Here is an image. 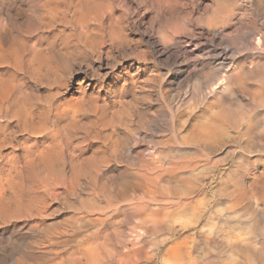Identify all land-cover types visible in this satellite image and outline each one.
Masks as SVG:
<instances>
[{"label": "rangeland", "instance_id": "rangeland-1", "mask_svg": "<svg viewBox=\"0 0 264 264\" xmlns=\"http://www.w3.org/2000/svg\"><path fill=\"white\" fill-rule=\"evenodd\" d=\"M69 1L70 2H68L67 0L66 1L65 0H0V107L3 106V108H1L0 111L1 113L0 114V264H31V263L42 264L43 262L46 261L48 262L44 264H72V263L78 264L80 260H81L80 264H84L83 262L85 261L83 260H85L86 258H87L86 259L87 262H85V264L86 263L89 264V262L91 264H94L95 262H96L95 264H119V262L120 264L122 263L125 264L126 261L128 262L126 264H139V263L146 264V262L147 264H149L150 261H152L150 262V264H167L168 261H170V263L168 262V264H198V263L199 264H204V263L205 264H219V263L238 264V262L239 264H264V235H261V233L264 234V232H262L264 231V225H263L264 195H262V193L264 192V183H263L264 182V128H263L264 127V120H263L264 91L262 95H260L261 94L260 90L262 89L264 90V82H260L261 76L263 75L262 73H264L263 72L264 71V65H263L264 38L260 40L258 37L261 36L260 33L264 31V0H225V1L215 0L214 2L213 0H187L188 4L186 1L183 0V2H186L185 3L186 8L183 7L184 5L178 8L179 7L178 2L180 0H177L176 3L172 2V1L175 2V0H167V1L165 0L166 2L164 0H161L163 2H161L160 0L157 1L152 0V2H149L148 0H130V1L123 0V2H120L121 0H109V4L106 5V7L108 9L110 8L109 10L111 11H109L107 8H104L103 10L101 7L100 9L97 8V10L95 9L93 11L91 10L93 8H91L90 5L88 7L85 5L88 4L86 2L87 0L86 1L79 0L81 1V4L84 3L86 7L84 5H81L80 2L77 0L76 1L69 0ZM158 2L160 4H158ZM69 3L70 5H68ZM71 3L73 4L75 3L74 5L77 6H73ZM121 3L123 4L121 5ZM125 3H128L126 4V7H125ZM162 3H165L166 6L165 5L163 6ZM65 4L68 6L67 8L66 6H64ZM79 4L82 6V8L85 7L87 9L85 8L80 9ZM168 4L170 5V7ZM127 5H129L128 6L129 9ZM176 5L177 8H175ZM75 7L80 10L79 13L82 12L81 10L84 11L87 10L86 12L88 16L86 15V17L88 18H85L83 12L81 13L83 15L80 14L81 16L80 18L79 13H77L79 10H77ZM121 7L123 8V10ZM69 8L70 11L68 10ZM74 8L77 10L76 12ZM214 8L216 9L213 11L212 9ZM98 9L101 12L105 11L104 14L106 16H104L102 21H99L101 12L98 11ZM124 9L127 11H125ZM112 10L113 13H111ZM216 10H218V12ZM92 11L94 12V14L91 13ZM88 12L91 13L92 15H95V17L98 19L99 22L97 20L95 21L96 18L94 16H93L94 18L91 17L92 15L89 14ZM179 12L181 14H179ZM110 13L111 15L112 14L113 15L111 16ZM213 13L216 14L218 13L217 15L220 18L219 21L222 20L221 21L222 23L221 22L219 23V21L215 22L213 28L221 32L222 34L224 33L223 36L226 38H223L222 34H218L216 38L213 39L212 41L213 43H212L210 39H208L210 37L208 36L206 37V35H204V37L203 36L200 37L198 36V34L203 32L202 26L205 24L204 22H206ZM117 16H119L120 19L119 18L116 19ZM136 16L142 17L141 18L143 22L142 25H139L137 23L140 17L138 18ZM178 17L183 20V24L186 25L189 24L188 25L189 27L183 25L184 26L183 28V26H181L182 20L181 22H179L180 20L177 19ZM198 17L200 19H197ZM205 17L207 18V20H205L206 19ZM80 19L82 20V22ZM83 19L86 20L83 21ZM186 19L189 20L186 21ZM151 20L153 21L151 22ZM196 20L200 21V24H197L198 21ZM88 22L90 25L87 24ZM149 22L154 24V26L151 23L150 26L148 24ZM96 23L97 24L101 23V24L97 25ZM177 23L179 25H177ZM145 24L149 25L148 27L151 33H149V31L144 30L145 29L144 26H146ZM101 25L102 28L99 27ZM177 26H179V28ZM87 28H90L92 30L88 29L89 30L88 32ZM188 28H192V29H188ZM180 29L181 31H178ZM157 30L159 33H157ZM166 30L170 35L167 33L166 36ZM172 30H174V32H172ZM192 30H194V34L196 35L195 37L197 38V39L195 37L193 38L195 42L194 44L192 43L191 45L193 46L192 48L190 46V49H195V53L192 54L193 56L192 55L189 56L187 54L185 55V53L182 52L181 53L177 52L174 54V52H172L171 49L169 48L173 46L175 40L176 41L181 40L180 42L185 41L186 40L185 34L192 32ZM259 31L260 33H258ZM175 32L177 33L172 35V33ZM180 32H182V34ZM86 33H89L90 36ZM92 33L95 35H93ZM107 33L109 34V37H107L106 35ZM85 34L88 38L85 36ZM262 34L264 36V32ZM98 35H99V39H98ZM103 35L104 38L102 39L101 37ZM163 35H165L166 38ZM168 35L169 36L172 35V37H174L173 39L175 40H173L172 37H170L174 42L170 40ZM151 37L153 38L151 39ZM252 37L254 38V41H252L253 40ZM157 39H160L162 41L155 42ZM164 39L166 40V43L164 42ZM258 39L260 41H258ZM86 40L88 41L87 43ZM90 41L91 43L94 42V44L93 43L90 44L89 43ZM109 41H113V43ZM83 42L84 44L89 43V45L91 46L89 47V45H87V47H85L86 44L84 45ZM95 42L96 43L99 42V44L103 43V45L100 46L98 43L96 44ZM81 43L82 45L80 46ZM214 43L218 45L217 46L215 45L214 47ZM259 43H261V45ZM73 44L78 47L75 49L76 51L73 50L74 47H76ZM256 45H260V46H256ZM79 46L81 47L82 50L79 49L80 48ZM70 47L72 49H70ZM69 50L70 52L71 51L72 52L69 53ZM79 50L81 52H79ZM57 51L58 53L62 51V53L60 52L59 56H57L58 55ZM165 51L169 55H167ZM220 51H223L225 53V61H224L225 65L224 63L223 65L221 64L222 69L220 68L219 61H217V59L219 58L218 54ZM37 53L41 55L38 54L39 57L37 56L36 58L35 56ZM34 54L35 56H33ZM172 54H174L175 56L174 55L171 56ZM33 57L36 59H34ZM39 58H41L40 61ZM217 62L219 65L217 64ZM230 62L233 63L234 65L233 64L231 65ZM257 63L259 65V68L256 65ZM255 65L262 73L260 72L258 73V71L257 72L255 71V69H257ZM260 65L261 66L263 65L262 66L263 69L261 68ZM238 66H240L239 67L240 69L237 68ZM241 66L243 67L241 68ZM252 66H255V69H252L254 68ZM246 67H248L247 69L250 68L247 72L246 70L244 71ZM226 70L228 71L230 70L229 73ZM251 70H253L254 75L252 74ZM233 71L235 74L233 73ZM222 75L225 76V78ZM240 76L243 77L244 79L245 77L247 76L248 77L246 78L247 80L246 79L244 80ZM254 76L255 79L253 78ZM256 76L257 77L259 76L260 79L258 80L259 77L257 78ZM249 78L252 80V82ZM222 79L223 82H225L224 83L225 87L223 85L222 88L224 87V89L220 87V89H222L220 90L219 87L215 85H218V82L219 83L222 82ZM240 79H243L244 82L243 81L241 82ZM234 80L235 81L237 80L236 81L237 86L234 83L235 82ZM205 81L207 82L208 85H205L206 83ZM258 81L260 82V86H258V84L256 85L254 84L257 83ZM239 82L241 83L240 85H238ZM230 83H233L234 86H231L232 84L230 85ZM242 83H244L243 84L244 87L243 86L241 87ZM256 86L259 88L257 89ZM214 87H217L218 89ZM232 87L236 89L233 90ZM248 88L249 90H247ZM252 89L255 92H252L253 91ZM225 90L226 91L229 90V91L226 92ZM245 90H247L248 92H245ZM4 91L7 92L3 93ZM216 92L217 93L220 92V96L219 94L218 95L215 94ZM238 92L240 94H238ZM203 93L206 95V97L207 95L209 96L206 98L205 95H203ZM212 93L215 94V97ZM246 93L247 94L249 93L248 95H246L247 98L245 96ZM250 93L252 94L254 93V94L250 95ZM224 94L226 97H229V100L228 98L223 96ZM80 95L82 96L80 97V100L82 101L79 104L78 102L80 100L78 99L79 98L78 96ZM231 95L234 96L231 97ZM255 95L258 97V100L255 99L257 98ZM194 96H196V98ZM252 96L253 98L250 99V97ZM20 97L22 98V100ZM24 97L26 98L27 101L29 100V102H27ZM31 97H33L31 99L32 102L30 101ZM223 97L228 101H226ZM37 98L38 99L41 98L45 100L44 101L45 103L43 101L42 102L35 101L37 100ZM49 98H51L50 100L51 103L48 101ZM76 98L78 99V101ZM218 98H220L221 100ZM230 98H233L232 102L233 100H235L234 104L231 102ZM7 99L8 101L5 102V100ZM248 99L250 100L248 101ZM23 100H25V102H23ZM73 100H75V102ZM33 101H35V104ZM67 101H70L71 103L70 102L68 103ZM229 101L234 106L231 105V103H228ZM237 101L239 104L237 103ZM240 101H242L241 102L242 104L240 103ZM30 102L32 103L33 106L30 105ZM38 102L42 103L45 106L41 108L40 105L42 104L39 105ZM72 102L74 103V105ZM76 102L78 104L75 105ZM249 102L254 107L250 108L251 104ZM25 103L29 106V108H27L28 106ZM56 103L59 105H57ZM60 103L61 105H63V107L65 106L64 109L61 107ZM222 103L225 105H223ZM235 103L237 104L236 105L237 107L235 106ZM6 104L8 105V107ZM13 104L15 106H13ZM16 104L18 105L20 104L19 107L17 105L18 107L17 109L19 112L14 111V109L17 110L15 108ZM220 104L221 107L219 106ZM249 104L250 106H248ZM47 105L48 107H50V116L54 118H51L49 116ZM226 105H230V106L228 107ZM238 105H240V107ZM242 105L245 106V108H243ZM246 105L248 107H246ZM59 106L61 107L62 110L58 109L60 108ZM209 106H211L212 110L211 108H209ZM30 107L32 110L30 109ZM55 107L57 109H55ZM217 107L223 110H226V108L231 110V108L233 107H234L233 110L234 109L238 110L240 108L243 110L240 109L238 110V112L237 110L236 111L234 110L233 112V110L228 111L227 109L226 111L228 114L227 113L224 114L225 112L222 110V112H224L222 113L221 110L220 111L217 110ZM21 108L28 109L29 113L30 112L34 113L36 110H38L40 111V113H36V114L40 115V119L41 117H44L41 115L45 114V117L48 115L47 118L48 119L51 118L54 121L43 118L46 121L45 123H43L42 121H40L39 118H35V116L37 117V115L34 116L32 113L28 114V112L23 109L29 116L31 115V117L29 118V116L25 114V112H22L23 110H21ZM203 108L204 110H202ZM246 108L247 109L250 108V109L246 111ZM42 109L48 111V114L47 112L43 113ZM55 110H60V111H57L58 112L57 114V112H53ZM72 110L76 111L77 115H75L76 112L73 113ZM213 111H215L214 115H217L216 111L217 113L219 112V115H217L216 117L213 116L214 118L212 117L213 118L212 119L211 115H213L214 113ZM240 111L241 112L243 111L244 113L242 112L241 115ZM8 112L10 115L8 114ZM15 112L17 113V115L19 114L20 115L16 117ZM63 112L66 113L63 115ZM245 112L247 114H245ZM72 113L74 116L72 115ZM188 113H190L188 115L189 117L186 118ZM195 113H199L202 116L201 119L205 118L204 121L201 120V122H203L202 123L203 126L199 125L201 124L200 123L201 116L200 115L197 116V114ZM234 113L240 114L241 116L246 115L245 120L243 119L244 117L242 118L240 117V115H238L237 117L234 116L235 115ZM257 113L259 115H257ZM260 113L262 114L261 116ZM59 114L60 115L62 114L61 118L59 117L60 116ZM232 114L236 118V120L238 119V117L241 120L238 119L239 122L236 123L238 120L236 121L235 118H233V116L232 117L229 116ZM248 114L252 115V117ZM69 115L71 116L72 119L68 118L70 117ZM224 115L231 117V119L229 117L225 119L226 117ZM26 116L28 117L26 119L27 122L23 119L26 118ZM66 116H68L66 118L67 121L65 119ZM191 116H192V120L198 117L197 118V121H199L197 123L198 125L195 124L196 123L195 120H194L195 123L194 122L191 123L192 121ZM209 116L211 120L208 119ZM259 116L261 119L259 118ZM218 117H221V119H218ZM14 118L15 119L18 118L17 122ZM29 119L31 122L29 121ZM68 119L72 121H68ZM182 119L185 120L182 121L183 123L181 122ZM215 119H218L219 122H223V123L218 124L219 123L217 122L218 120L216 121ZM224 120L225 121L227 120L226 123ZM232 120L236 121L235 124H237V126L239 125L240 122L242 124L248 123L247 126L246 124H244V126H246L247 128L245 127L243 128L241 123L240 126H238L239 128L241 127L244 129L241 130L240 128L241 130L240 132L241 133L243 132V134H241V137L239 136L240 135V132L238 131L239 128L232 123L234 122ZM24 121L26 125L28 123V126H30L28 129L30 130L25 129L28 126L24 125L23 123ZM29 122L30 124H32V122L33 123L36 122L37 124L36 123L34 124L36 127L34 125L32 126L29 125ZM187 122L190 123L188 124ZM204 122H207V124H205ZM209 123H212L213 125L218 124V126L220 125L221 129L223 128L220 131L221 133L219 132L220 130L218 129L219 127L216 128V125L213 126L212 124H211L212 126H209ZM228 125H229V127L227 128L228 131H224V132L226 133L232 132V133L231 134L228 133L227 135H224L222 131L224 129L226 130L225 127H227ZM230 125L233 128L235 127L237 130H234L235 128L232 129ZM32 127L34 129H31ZM208 127L210 129L212 128V130H208L209 129ZM206 129L208 132L206 131ZM32 130H35V132H33L34 134L29 132V131L32 132ZM213 130L215 132H219L221 135H219V133H216L217 134L216 136V134L213 133L214 132ZM36 131H38L39 133H37ZM246 131L249 133H247ZM191 133H193V135ZM189 134L191 135L188 136ZM222 134L227 138L223 137ZM229 134L234 138L230 136L228 137ZM79 135L81 138L79 137ZM214 136L215 138L217 137L216 139L222 138L221 139L222 142L220 139L216 141V139L212 138ZM202 138H204V140H201ZM207 138L209 140H207ZM231 138L233 140H230ZM225 140L227 141V144H225L226 142ZM197 141H199V143ZM234 141H238L239 143ZM221 143L224 144L222 145ZM246 145L248 147L243 148V146ZM231 148L234 149L232 150ZM214 150H216V152ZM217 151L220 152L217 153ZM227 151L230 152L228 153ZM238 152L240 154L242 153L244 157H242V154L240 156ZM236 153L238 155H235ZM202 154H205L207 156ZM225 154L226 155L229 154V156L224 157ZM199 156L200 157L203 156L201 157L202 160L205 159L203 161L207 162V163L205 162L206 164L204 163L205 165L202 164H201L202 166L198 165L200 163H203V161H201V158ZM204 156L210 158H204ZM161 157L166 162H164L161 159ZM197 157H199L198 160L200 162L196 159ZM236 157H238V160L241 161L239 162ZM216 158H218L219 161L223 160L224 158L226 159L224 163L217 166V163L219 161H217ZM214 159L216 160V162ZM179 160L182 164H180ZM190 160L191 163H193L194 161L193 163L194 165L195 163L196 165H198V169L196 165L195 168H193L194 165L189 163ZM159 161H163L164 164L163 162L160 163ZM187 161L189 162L187 163ZM143 162H146L148 166L146 165V163L142 165L141 163ZM154 162L163 165H161L162 166L161 167L160 165H157ZM171 163L175 164L174 166L172 165L175 170L171 166ZM184 163H187L189 166L185 164L183 169L182 166ZM208 163L210 166L208 165ZM238 163L239 166H237ZM177 164H179L178 167H176ZM190 164L193 167H191ZM143 166L144 167L147 166L148 168L147 167L144 168ZM151 166L154 168H156L157 166L156 168L157 170H155V172L157 171L156 173L159 174V176L154 173L156 175V178L155 175L152 173V171L154 172V170H152L154 168H152ZM179 166H181L182 168ZM199 166L201 167L199 168ZM204 166H208V167H204ZM235 166L239 168L237 167L235 168ZM188 167L189 170H187ZM210 167L213 168L211 169ZM133 168L135 170L136 168L142 169V171L136 170L137 172L136 173ZM167 168L170 169L169 172L167 171L169 170ZM178 168H180V170H178ZM163 169L164 171H166L165 173L161 172L163 171ZM176 169L178 171H176ZM190 169L194 170V171L191 170L192 171V174L190 173L191 175L189 174ZM234 169L237 170L235 171ZM145 171H149V172H145ZM195 172L197 174V177L200 176L201 178V179L199 178L200 180L195 176L196 175ZM199 172L200 173L203 172L202 174L203 176L200 175ZM219 172L220 174H218ZM223 172L225 173L223 174ZM143 173H146V175H148L147 176V178H149L148 181L146 180L147 179L146 175ZM176 173L177 174L179 173L180 175L179 174L177 175ZM181 173L183 174L185 173L187 175L185 174L183 175ZM149 174L153 176L154 179ZM188 174L190 175V177ZM144 175L146 179L143 178ZM157 177L159 178V180L157 179ZM169 178L171 180H168ZM194 178L196 179L194 180ZM231 178L234 179L236 182H234V180H232ZM222 179L223 182H221ZM177 180H178V184H177L178 186L175 185L177 183ZM198 180L201 181L202 183L199 182ZM195 181H198V184ZM156 182L158 183L161 182V183L158 184ZM181 182L184 185L180 184ZM149 183L151 185L147 186V184ZM190 183L193 185H191ZM194 183H196L198 186L195 185ZM219 183L220 185L222 184L221 187ZM179 184L181 189L179 188ZM152 185L154 190L150 189L151 187H149ZM194 185L197 186L196 187L197 189L195 188ZM234 187L237 190L234 189ZM192 188L194 189L192 190ZM215 188L217 189L215 190ZM226 188L227 190H225ZM158 189L162 194L158 191ZM187 189L188 191L190 190V192L187 193L186 192ZM210 189L211 190L213 189L212 191H214L215 193H213ZM151 190L156 193H153ZM180 190L181 191L185 190L186 193L185 192H183L184 194L182 193L184 196L180 193L181 192ZM222 190H224L225 192L223 191L222 194H218L221 193ZM166 191L168 193L170 192V195ZM176 192L179 193L176 194ZM203 192L206 194L204 195ZM196 193L199 196H197ZM155 194L157 195V197L160 198H155L156 197ZM186 194H188L189 198L191 197L192 199L193 198L195 199V201L193 199L194 202L192 201L193 203L191 204H197L196 202L199 201L197 204L198 206L197 210L199 211L191 210L190 212H192V214H189L190 212L188 211L190 209H187L186 211V209L180 207L181 205L178 207L179 204H183L181 200L185 201L183 198L186 199L187 197L185 196ZM193 194L194 196L195 195L196 196L192 197ZM139 196L142 197L141 198L142 200L140 199ZM170 196H172L173 198ZM145 197L146 199L150 198L152 202L149 201L147 203L148 200L143 199ZM196 198H198L199 200ZM153 199H156L157 201V202L155 201L156 206L155 203H153L154 201ZM128 200L130 201V203L131 200H133L134 203L132 202L133 204L131 203L130 205H128L126 203V202L129 203ZM170 200L172 201L176 200L178 202L176 201L171 202ZM142 201L146 203L145 204L146 206H144V203L141 204ZM204 202H206L207 204H205ZM227 202H229L230 205H228L229 203ZM159 203L163 205H160ZM239 203L240 205H238ZM147 204L148 205L153 204L154 206L152 208V205L148 206ZM168 204L169 205L171 204L172 206L174 205L175 207L174 206L171 207ZM251 204L252 205L255 204V205L252 206ZM232 205L234 206V208ZM242 205H244V207ZM164 206H166L167 209L169 207L168 210L170 211L164 210L166 209V207L164 208ZM255 206H257L256 208L260 210L261 214L256 208H254ZM170 207L172 209L174 208V210H172ZM151 208L153 210L156 208L154 210L155 213L157 212L159 217L161 215L162 219L161 218L159 219V217H156L155 219L153 215L155 213H153L154 211ZM177 208H179L180 210ZM206 208L207 209L210 208L209 211H207ZM149 209L151 212L149 211ZM249 209H251V211ZM163 210L167 212L164 213L162 212ZM176 210L179 211L177 212ZM248 210L251 213H249ZM146 211H148V215L147 213L145 214ZM253 211L255 213H253ZM211 212H213L214 214H212ZM157 213L155 216H158ZM174 213H176L175 215L178 217L179 216L181 217V214L182 216L184 215L185 217L187 216L188 217L178 218L174 215ZM197 213L201 214V218L199 222L196 225H194V227L192 226L189 230H187L188 233L184 229L181 230L178 229L176 231L174 230L170 232L169 227L173 228L183 221L191 222L194 219V217L197 215ZM223 213L226 216V218L223 215ZM247 213L252 215L249 217ZM141 214L144 217H141ZM163 214L165 215L163 216ZM171 214L172 217L170 216ZM193 214L194 216L192 217L191 220L190 217ZM208 214H210L213 218ZM242 214H244V216H242ZM245 214L247 216H245ZM137 215H139L142 219L141 218L139 219V216ZM165 216L167 219H169L168 221L170 224H166L168 223V221H166L167 220L166 218L165 219L163 218ZM203 216L205 217L204 219ZM253 216H255L256 218ZM147 217L150 218L148 219ZM245 217L247 222L246 220L244 222ZM206 218L210 223H208L205 220ZM97 219H99L100 221ZM233 219L236 221H232ZM149 220L152 223L153 227H155V229L151 228L152 225L149 222ZM215 221L217 222L219 221L218 223L220 225H218L217 222ZM163 222L167 226L166 228ZM200 223L201 225H199ZM203 224L205 225V227ZM237 225L238 227H236ZM143 226L144 228L146 227L145 229H147L148 231L145 230ZM231 227L233 228L231 229ZM150 228L151 230L153 229L152 230L153 232L150 230ZM207 228L209 230H207ZM157 230L158 231L161 230L162 234H159ZM190 230L192 234L189 232ZM139 231L141 233H139ZM136 232H138V235ZM185 233L186 235L187 234L188 235L185 236ZM139 234H141L142 236ZM148 234L150 235L148 236ZM249 234H253L252 236L253 237L255 236V238L251 237ZM196 235L199 237L196 238ZM257 235L259 236L257 237ZM138 238L141 240H138ZM147 238L148 241L150 240L151 241L148 242ZM245 238H247L248 240H246ZM72 239L75 240L71 241ZM82 239L85 243L88 240L89 241L85 244L82 241ZM177 239L179 240L177 241ZM193 239H195V241ZM65 240L66 241L70 240L66 242L67 246L65 245V247L67 248H64L63 245ZM92 240L95 243H93ZM136 241H138V244L139 243L140 244L138 245ZM156 241L160 242V243L158 242L159 245L156 244ZM171 241H173V243ZM78 242L80 243L83 242V244L86 245V247H84L85 249L83 248V244H80ZM102 242L104 244H102ZM69 243L72 246H70ZM143 243L146 245V246L144 245L145 247L143 246ZM74 244L76 246H79L78 247L79 250L82 249L83 251L84 249L83 254H81L82 257L81 255L77 254V253L80 254L81 250L80 252L78 251V249L77 250L75 249L74 251L73 248H77ZM92 244H95L99 252L96 250V252L91 251L90 253L91 247L90 249H88L89 248L88 246ZM98 244L100 245L99 248H98L99 246ZM133 244L135 245L133 246ZM214 244L217 246L215 247ZM210 245L211 246L214 245V246L211 247ZM235 245L237 246V248ZM69 247H71L70 248L71 250L69 249L70 253L66 255L67 254L66 252ZM92 247L95 249L94 245ZM131 247L134 249H132ZM219 247L221 249L220 252H219ZM245 247L249 250L251 255ZM138 248L140 249L138 250ZM141 248L145 251L144 256L142 255L143 250ZM225 248L228 250H226ZM64 249L67 250L65 251ZM244 249H246V251ZM135 250H138V253H136L137 251ZM149 250H151V253ZM240 250L245 252L241 253ZM56 251L57 254H55ZM123 251H125L126 254ZM140 251L142 252L141 254L139 253ZM131 252L133 253V256H130L132 255ZM178 252H180V255ZM223 252L224 254L226 252L227 253L223 256ZM246 252L249 254H247ZM92 253L94 255V258L92 257L93 256ZM122 253H124L125 255ZM127 253L130 254L128 255ZM135 253L136 255H134ZM146 253L147 254L150 253L151 255L148 256ZM234 253L238 255V258L240 260H238L236 255H232ZM85 254L87 255L85 256ZM117 254L119 256H116ZM120 254L122 256H120ZM239 254L241 258L239 257ZM76 255L77 257L78 256L80 257H78L77 259ZM126 255H128V257H125ZM139 255H141L142 258ZM161 255L162 256L165 255V256L160 258L159 256ZM243 255L245 256L244 262L242 259ZM45 256L46 258L44 259ZM136 256L137 258H139L141 262L136 258ZM208 256L211 257L209 258ZM41 257L42 260L40 259ZM47 257L49 259H47ZM66 258H70V259L67 260ZM117 258L119 259V261L114 262V260H118ZM165 259L167 260L166 262ZM35 260H41L42 262L39 263L40 261L37 262Z\"/></svg>", "mask_w": 264, "mask_h": 264}, {"label": "bare ground", "instance_id": "bare-ground-1", "mask_svg": "<svg viewBox=\"0 0 264 264\" xmlns=\"http://www.w3.org/2000/svg\"><path fill=\"white\" fill-rule=\"evenodd\" d=\"M65 1H66V0H65ZM67 1L70 2L69 0H67ZM75 1H76V0H75ZM77 1H79V0H77ZM85 1H86V0H85ZM128 1H130V0H128ZM148 1H149V2H152V0H148ZM153 1H154V0H153ZM156 1H157V0H156ZM160 1H161V0H160ZM160 1H159V2H160ZM164 1H165V0H164ZM166 1H167V0H166ZM166 1H165V2H166ZM176 1H177V0H175V2H174V1H172V2H173V3H176ZM184 1H186L187 4H188V1H187V0H184ZM214 1H215V0H213V2H214ZM224 1H225V0H224ZM68 2H67V3H68ZM71 2H72V1H71ZM79 2H80V4H81V1H79ZM82 2H83V1H82ZM86 2H87L88 4H85V5H86L87 7L90 5L91 8H93V9H91L90 7H89V8H90L91 10H93V11H94L95 9L97 10V8L100 9V7L104 10V8H107L106 5L109 4V0H87ZM112 2H113V1H112ZM120 2H123V0H121ZM159 2H158V4H160V3L163 2V1H161L160 3H159ZM186 2H183V0H180V1L178 2V5H179L178 8L182 7L183 5H184L183 7H185V6H186V5H185ZM190 2H191V1H190ZM64 3H65V2H64ZM67 3H66V4H67ZM76 3H77V2H76ZM168 3H169V1H168ZM215 3H216V2H215ZM66 4H65L64 6H66V8H67L68 6H67ZM71 4H72L73 6H77V5H74L75 3H74V4L71 3ZM80 4H79V5H80ZM110 4H111V3H110ZM117 4H118V3H117ZM117 4H116V5H117ZM122 4H123V3H121V5H122ZM126 4H128V3H125V7H126ZM155 4H157V3H155ZM162 4H163V6L165 5V3H162ZM212 4H213V3H212ZM216 4H217V3H216ZM216 4H215V5H216ZM68 5H70V3H69ZM81 5H84V3H82ZM81 5H80V9H84V8L86 7V6L84 5L85 7L82 8ZM119 5H120V4H119ZM134 5H135V4H134ZM168 5H169V4H168ZM168 5H167V6H168ZM191 5H192V4H191ZM215 5H214V7H215ZM128 6H129V5H127V7H128ZM154 6H155V5H154ZM157 6H158V5H157ZM165 6H166V5H165ZM171 6H172V5H171ZM174 6H175V5H174ZM188 6H189V5H188ZM114 7H115V6H114ZM169 7H170V5H169ZM75 8H76V7H75ZM75 8H74V9H75ZM78 8H79V6H78ZM78 8H76V9L79 10ZM115 8H116V7H115ZM121 8H122V7H121ZM131 8H132V7H131ZM151 8H152V7H151ZM175 8H177V5H176ZM185 8H186V7H185ZM216 8H217V7H216ZM216 8H214V9H212V10L214 11ZM64 9H65V7H64ZM72 9H73V8H72ZM76 9H75V12L77 11ZM85 9H87V8H85ZM99 9H98V11H100ZM107 9H108V8H107ZM109 9H110V8H109ZM109 9H108V10H109ZM112 9H113V7H112ZM119 9H120V7H119ZM126 9H127V8H126ZM128 9H129V7H128ZM169 9H170V8H169ZM68 10L70 11V8H69ZM68 10H67V11H68ZM91 10H89V11H91ZM105 10H106V9H105ZM108 10H107V11H108ZM122 10H123V8H122ZM124 10H125V9H124ZM178 10H179V9H178ZM181 10H182V9H181ZM218 10H219V8H218ZM218 10H216V11L218 12ZM72 11H73V10H72ZM72 11H71V12H72ZM81 11L83 12L85 18H88V17H86V15L88 16V14H87V12H86L87 10H85V11H84V10H81ZM93 11H92L91 13L94 14ZM109 11H111V10H109ZM125 11H127V10H125ZM128 11H129V10H128ZM183 11H184V10H183ZM210 11H211V9H210ZM216 11H215V12H216ZM79 12H80V10H79L77 13H79ZM82 12H81V13H82ZM100 12H101V11H100ZM122 12H123V11H122ZM131 12H132V11H131ZM133 12H134V11H133ZM168 12H169V11H168ZM181 12H182V11H181ZM185 12H186V11H185ZM185 12H184V13H185ZM188 12H189V11H188ZM72 13H73V12H72ZM77 13H76V14H77ZM81 13H79V16H80ZM85 13H86V14H85ZM88 13H89V12H88ZM91 13H89V14H91ZM104 13H105V11H102V12L100 13L101 15H100L99 21H102V19L104 18V16H106ZM107 13H109V12H107ZM111 13H113V10H112ZM111 13H110V15H111ZM83 14H81V15H83ZM95 14H96V13H95ZM120 14H121V13H120ZM166 14H167V13H166ZM169 14H170V13H169ZM169 14H168V15H169ZM174 14H175V13H174ZM179 14H181V13L179 12ZM179 14H178V15H179ZM188 14H190V13H188ZM188 14H187V15H188ZM217 14H218V13H217ZM217 14H216V13L211 14V17L209 16L210 18H209L208 20H207V18L205 17V18H206L205 20H207V21L204 22L205 24L202 26V31H203V32L200 33V34L197 33L198 36H200V37L203 36V37H204V35H206V37H207V36L210 37V38H208V39H210V41L212 42L213 39L216 38V36H217L218 34H222L221 32H219V31H217V30H215V29L213 28L215 22L219 21V19H220L219 16H218ZM91 15H92V14H91ZM112 15H113V14H112ZM112 15H111V16H112ZM126 15H127V14H126ZM227 15H228V14H227ZM93 16L95 17V15H92L91 17H93ZM96 16H99V15H96ZM108 16H109V15H108ZM142 16H143V15H142ZM202 16H203V15H202ZM89 17H90V15H89ZM94 17H93V18H94ZM133 17H134V16H133ZM136 17H138V16H136ZM139 17H140V16H139ZM139 17H138V18H139ZM183 17H184V16H183ZM80 18H81V16H80ZM83 18H84V17H83ZM95 18H96V17H95ZM118 18L120 19L119 16L116 17V19H118ZM141 18H142V17H140L139 20H138V22H137L139 25H142V24H143ZM173 18H174V17H173ZM184 18H185V17H184ZM225 18H226V16H225ZM109 19H110V18H109ZM135 19H136V18H135ZM157 19H158V18H157ZM177 19L180 20V21L178 20L179 22H181V20H182V19H180L179 17H178ZM197 19H200V18L198 17ZM201 19H202V18H201ZM230 19H232V18H230ZM230 19H229V20H230ZM80 20H81V19H80ZM85 20H86V19H85ZM85 20L83 19V21H85ZM96 20L98 21L97 18L95 19V21H96ZM128 20H129V19H128ZM144 20H146V19H144ZM188 20H189V19H186V21H188ZM193 20H194V19H193ZM205 20H204V21H205ZM87 21H89V20H87ZM99 21H98V22H99ZM149 21H150V20H149ZM152 21H153V20H151V22H152ZM191 21H192V20H191ZM196 21H198V20H196ZM221 21H222V20H220L219 23H220ZM226 21H227V20H226ZM81 22H82V20H81ZM93 22H94V21H93ZM106 22H107V21H106ZM151 22L148 23L150 26H151V24H152ZM179 22H178V23H179ZM192 22H193V21H192ZM192 22H190V23H192ZM198 22H199V23H198ZM198 22H197V24H200V21H198ZM201 22H202V21H201ZM224 22H225V21H224ZM227 22H228V21H227ZM227 22H226V23H227ZM84 23H85V22H84ZM144 23H146V22H144ZM150 23H151V24H150ZM163 23H164V22H163ZM178 23H177V25H179ZM195 23H196V22H195ZM221 23H222V22H221ZM85 24H86V23H85ZM85 24H84V25H85ZM87 24H89V22H88ZM96 24H97V23H96ZM98 24H101V23H98ZM98 24H97V25H98ZM148 24H145V25L147 26V28H146V26H144V27H145V29H144L145 31H149V27H148L149 25H148ZM180 24H181V23H180ZM201 24H202V23H201ZM89 25H90V24H89ZM152 25L154 26V24H152ZM183 25H186V24H183V20H182V25H181V26H183ZM188 25H189V24H187L186 26H188ZM216 26H217V24H216ZM99 27L102 28V25L99 26ZM141 27H143V26H141ZM161 27H162V26H161ZM177 27L179 28V26H177ZM188 27H189V26H188ZM218 27H219V26H218ZM218 27H217V28H218ZM91 28H93V27H91ZM95 28H96V27H95ZM95 28H94V29H95ZM183 28H184V26H183ZM185 28H186V27H185ZM88 29H90V28H87V30H88ZM136 29H137V28H136ZM136 29H135V30H136ZM173 29H174V28H173ZM176 29H177V28H176ZM176 29H175V30H176ZM186 29H187V28H186ZM186 29H184V30H186ZM188 29H192V28H188ZM222 29H223V28H222ZM90 30H92V29H90ZM97 30H99V29H97ZM97 30H96V31H97ZM100 30H101V29H100ZM137 30H138V29H137ZM139 30H140V29H139ZM155 30H156V29H155ZM159 30H160V29H159ZM161 30H162V29H161ZM258 30H259V29H258ZM258 30H257V31H258ZM153 31H154V30H153ZM178 31H181V29L178 30ZM178 31H177V32H178ZM188 31H189V30H188ZM85 32H87V31H85ZM88 32H89V30H88ZM100 32H102V31H100ZM105 32H106V31H105ZM107 32H108V31H107ZM172 32H174V30H172ZM177 32L172 33V35H173V34H176ZM182 32H185V31H182ZM182 32H180V33L182 34ZM195 32H196V31H195ZM199 32H200V31H199ZM223 32H224V31H223ZM263 32H264V31H263ZM263 32H261V33H260V31L258 32V33L261 34V36H258L260 40H261L262 38H264V36H263V34H262ZM94 33H95V32H94ZM149 33H151V32L149 31ZM157 33H159L158 30H157ZM167 33H168V31L166 30V36H167ZM254 33H255V32H254ZM256 33H257V32H256ZM258 33H257V34H258ZM86 34H88V35L90 36L89 33H86ZM86 34H85V36H86ZM92 34H93V33H92ZM101 34H102V33H101ZM161 34H163V33H161ZM161 34H160V35H161ZM164 34H165V33H164ZM168 34H169V33H168ZM93 35H95V34H93ZM106 35H107V37H109V34H108V33H107ZM106 35H105V36H106ZM169 35H170V34H169ZM169 35H168V36H169ZM172 35L169 36V38L172 37ZM177 35H178V34H177ZM223 35H224V33L222 34V36H223ZM244 35H245V34H244ZM258 35H259V34H258ZM85 36H84V37H85ZM110 36H111V35H110ZM161 36H162V35H161ZM163 36H165V35H163ZM166 36H165V38H166ZM183 36H184V35H183ZM185 36H186V40H185V41L182 40L183 42H180L181 40L179 41L177 38H176V39H177L178 41H176L175 39H173L174 37H172V39L175 40V42H174V41L170 38V40H172L174 43L172 42V43H173V46L171 45L172 47H170L169 49H171V51L174 52V54L177 53V52H180V53L182 52V53H185V55L187 54V55L190 56V55H192V54L195 53V49H190V46L192 45V43L194 44V42H195V40L193 39V38L196 36V35L194 34V30H192V32L186 33ZM188 36H189V37H188ZM222 36H221V37H222ZM245 36H246V35H245ZM247 36H248V34H247ZM262 36H263V37H262ZM86 37H87V36H86ZM91 37H92V35H91ZM156 37H157V36H156ZM156 37H155V38H156ZM178 37H179V36H178ZM256 37H257V36H256ZM87 38H88V37H87ZM94 38H97V37H94ZM101 38L103 39V38H104V35H103ZM105 38H106V37H105ZM138 38H139V37H138ZM152 38H153V37H151V39H152ZM162 38H164V37H162ZM195 38H196V37H195ZM223 38H226V37L223 36ZM243 38H244V37H243ZM252 38H253V37H252ZM85 39H86V38H85ZM98 39H99V35H98ZM106 39H107V38H106ZM113 39H114V38H113ZM160 39H161V38H160ZM160 39H157L155 42H160V41H162V40H160ZM196 39H197V38H196ZM204 39H205V38H204ZM208 39H206V40H208ZM259 39H258V41H260ZM108 40H110V39H108ZM149 40H150V39H149ZM168 40H169V39H168ZM168 40H167V42H168ZM206 40H205V41H206ZM225 40H226V39H225ZM83 41H84V40H83ZM100 41H101V39H100ZM100 41H99V42H100ZM102 41H103V40H102ZM104 41H105V39H104ZM104 41H103V42H104ZM113 41H114V40H113ZM113 41H109V42L113 43ZM196 41H197V40H196ZM223 41H224V40H223ZM223 41H222V43H223ZM249 41H250V40H249ZM252 41H254V38H253ZM258 41H257V43H258ZM79 42H80V41H79ZM84 42H85V41H84ZM84 42H83V44H84ZM87 42H88V41L86 40V43H87ZM99 42H97V43L99 44ZM153 42H154V41H153ZM164 42L166 43V40H165V39H164ZM198 42H200V41H198ZM202 42H203V41H202ZM208 42H209V41H208ZM216 42H217V41H216ZM86 43H85V44H86ZM89 43H90V44H92V43L94 44V42L91 43V41H90ZM89 43L86 44V45L84 44L85 47H87V45H89ZM95 43H96V42H95ZM97 43H96V44H97ZM170 43H171V42H170ZM170 43H168V44H170ZM205 43H206V42H205ZM209 43H210V42H209ZM209 43H208V44H209ZM212 43H213V42H212ZM263 43H264V42H263ZM74 44H75V43H74ZM74 44H73V45H74ZM153 44H154V43H153ZM195 44H196V43H195ZM259 44L261 45V43H259ZM81 45H82V43L80 44V46H81ZM84 45H83V46H84ZM99 45L101 46V45H103V43H102V44H99ZM99 45H98V46H99ZM150 45H151V44H150ZM215 45L217 46L218 44H215V43H214V47H215ZM249 45H250V44H249ZM260 45H256V46H260ZM263 45H264V44H263ZM74 46H76V45H74ZM80 46H79V47H80ZM90 46H91V45H89V47H90ZM100 46H99V47H100ZM166 46H167V45H166ZM195 46H198V45H195ZM66 47H67V46H66ZM89 47H88V48H89ZM157 47H158V46H157ZM167 47H168V46H167ZM167 47H165V48H167ZM192 47H193V46H191V48H192ZM67 48H68V47H67ZM76 48H78V47H77V46L74 47L73 50H75ZM158 48H159V47H158ZM162 48H163V47H162ZM64 49H65V48H64ZM68 49H69V48H68ZM68 49H67V50H68ZM70 49H72V48L70 47ZM79 49H81V47H80ZM220 49H221V48H220ZM222 49H223V48H222ZM77 50H78V49H77ZM81 50H82V49H81ZM102 50H103V49H102ZM102 50H101V51H102ZM107 50H109V49H107ZM160 50H161V49H160ZM167 50H168V49H167ZM167 50H166V51H167ZM253 50H254V49H253ZM63 51H64V50H63ZM75 51H76V50H75ZM97 51H98V50H97ZM166 51H165V52H166ZM216 51H217V50H216ZM224 51H225V50H224ZM60 52L62 53V51H60ZM60 52L58 53V51H57V54H58L57 56H59ZM71 52H72V51H71ZM71 52H70V50H69V53H71ZM79 52H81V51L79 50ZM79 52H78V53H79ZM107 52H108V51H107ZM107 52H105V53H107ZM169 52H170V51H169ZM39 53H40V52H39ZM39 53H37L36 56H35V54H34L33 56H35V57L37 58V56L39 57V55H41V54H39ZM92 53H93V50H92ZM105 53H104V54H105ZM162 53H163V52H162ZM215 53H216V52H215ZM38 54H39V55H38ZM85 54H86V53H85ZM99 54H100V53H99ZM164 54H165V53H164ZM166 54H167V52H166ZM166 54H165V55H166ZM174 54H172L171 56H173ZM217 54H218V53H217ZM72 55H73V54H72ZM167 55H169V54H167ZM177 55H178V54H177ZM215 55H216V54H215ZM218 55H219V58L217 59V61H219L220 68H221V64L223 65V63H224V61H225V53H224L223 51H220ZM226 55H227V54H226ZM174 56H175V55H174ZM192 56H193V55H192ZM196 56H197V55H196ZM261 56H262V55H261ZM182 57H184V56H182ZM215 57H216V56H215ZM33 58H34V57H33ZM36 58H34V59H36ZM194 58H195V57H194ZM40 59H41V58H39V61H40ZM263 59H264V58H263ZM65 60H66V59H65ZM195 61H196V60H195ZM66 62H67V61H66ZM70 62H71V61H70ZM70 62H69V63H70ZM215 62H216V59H215ZM230 63H231V62H230ZM56 64H57V63H56ZM217 64H218V62H217ZM219 64H218V65H219ZM232 64H233V63H231V65H232ZM252 64H253V63H252ZM252 64H251V65H252ZM59 65H60V64H59ZM224 65H225V63H224ZM233 65H234V64H233ZM256 65H257L258 68H259L258 63H257ZM256 65H255V66H256ZM263 65H264V64H263ZM263 65H262V66H263ZM66 66H67V65H66ZM229 66H230V65H229ZM243 66H244V65H243ZM243 66H241V68H242ZM255 66H252V67H254V68H252V69H255ZM257 66H256V68H257ZM260 66H261V65H260ZM262 66H261V68H262ZM52 67H53V66H52ZM216 67H217V66H216ZM224 67H225V66H224ZM227 67H228V66H227ZM231 67H232V66H231ZM239 67H240V66H238L237 68L240 69ZM218 68H219V66H218ZM225 68H226V67H225ZM225 68H224V70H225ZM247 68H248V67H246V69H244V71L246 70V72H247V71L250 69V68H249V69H247ZM258 68H257V69H258ZM261 68H260V70H261ZM53 69H54V68H53ZM59 69H60V68H59ZM221 69H222V68H221ZM257 69H255V71H256V72L258 71V73H259L260 71H259V69H258V70H257ZM262 69H263V68H262ZM218 70H220V69H218ZM215 71H216V70H215ZM226 71H228V70H226ZM226 71H224V72H226ZM229 71H230V70H229ZM229 71H228V73H229ZM231 71H232V69H231ZM234 71H235V69H234ZM234 71H233V73H234ZM238 71H240V70H238ZM242 71H243V69H242ZM251 71H252V74L254 75L253 70H251ZM251 71H249V72H251ZM262 71H263V70H262ZM218 72H219V71H218ZM263 72H264V71H263ZM61 73H62V72H61ZM243 73H244V72H243ZM260 73H262V72H260ZM109 74H110V73H109ZM224 74H225V73H224ZM234 74H235V73H234ZM262 74H263V75L261 76V80H260V82H264V73H262ZM228 75H230V74H228ZM243 75H244V74H243ZM245 75H246V74H245ZM257 75H259V74H257ZM260 75H261V74H260ZM222 76H223V75H222ZM232 76H234V75H232ZM241 76H242V73H241ZM241 76H240V77H241ZM249 76H250V75H249ZM56 77H57V76H56ZM223 77L225 78V76H223ZM247 77H248V76H247ZM247 77H245V79H246ZM256 77H257V76H256ZM258 77H259V76H258ZM258 77H257V78H258ZM47 78H48V77H47ZM241 78H243V77H241ZM253 78L255 79V76H254ZM257 78H256V79H257ZM52 79H53V78H52ZM184 79H185V78H184ZM236 79H237V78H236ZM243 79H244V78H243ZM243 79H240L241 82L243 81ZM245 79H244V80H245ZM249 79H250V78H249ZM259 79H260V77L258 78V80H259ZM45 80H46V79H45ZM50 80H51V79H50ZM54 80H55V79H54ZM220 80H221V79H220ZM231 80H232V79H231ZM238 80H239V79H238ZM246 80H247V79H246ZM250 80H251V79H250ZM43 81H44V80H43ZM51 81H52V80H51ZM209 81H210V78H209ZM214 81H215V80H214ZM217 81H218V78H217ZM225 81H226V80H225ZM234 81H235V80H234ZM236 81H237V80H236ZM236 81L234 82L235 84H236ZM205 82H206V81H205ZM211 82H212V81H211ZM230 82H232V81H230ZM243 82H244V81H243ZM251 82H252V80H251ZM260 82L258 81L257 83H254V84H255V85L258 84V86H260ZM201 83H202V82H201ZM209 83H210V82H209ZM212 83H213V82H212ZM224 83H225V82H223V79H222V82H220V83L218 82V85H215V86H218L219 89H220V87L222 88V86L224 85ZM226 83H229V82H226ZM42 84H43V83H42ZM54 84H55V83H54ZM216 84H217V83H216ZM231 84H232V85H231ZM240 84H241V83L239 82L238 85H240ZM243 84H244V83H242L241 87L243 86ZM249 84H250V83H249ZM249 84H248V85H249ZM254 84H253V85H254ZM50 85H51V84H50ZM50 85H49V86H50ZM202 85H203V84H202ZM205 85H208L207 82L205 83ZM226 85H227V84H226ZM230 85H231V86H234L233 83H230ZM245 85H246V84H245ZM248 85H247V86H248ZM1 86H2V85H1ZM58 86H59V85H58ZM210 86H211V85H210ZM212 86H213V85H212ZM231 86H230V88H231ZM236 86H237V84H236ZM2 87H3V86H2ZM53 87H54V86H53ZM61 87H62V86H61ZM80 87H81V86H80ZM207 87H208V86H207ZM224 87H225V85H224ZM224 87H223L222 89H224ZM243 87H244V86H243ZM5 88H7V87H5ZM10 88H11V87H10ZM63 88H65V87H63ZM66 88H67V87H66ZM84 88H85V87H84ZM84 88H83V89H84ZM197 88H198V87H197ZM202 88H203V87H202ZM211 88H212V87H211ZM214 88H217V87H214ZM232 88H233V87H232ZM246 88H247V87H246ZM251 88H252V86H251ZM256 88L258 89L259 87L256 86ZM198 89H199V88H198ZM203 89H204V88H203ZM217 89H218V88H217ZM222 89H220V90H222ZM225 89H227V88H225ZM235 89H236V88H235ZM235 89L233 88V90H235ZM242 89H243V88H242ZM242 89H241V90H242ZM261 89H262V88H261ZM4 90H5V89H4ZM7 90H8V89H7ZM9 90H10V89H9ZM80 90H81V89H80ZM199 90H200V89H199ZM212 90H214V89H212ZM230 90H232V89H230ZM247 90H249V88H248ZM247 90H245V92H248ZM252 90H253V89H252ZM252 90H250V91H252ZM254 90H255V88H254ZM254 90H253L252 92H255ZM2 91H3V90H2ZM202 91H203V90H202ZM207 91H208V90H207ZM207 91H206V92H207ZM216 91H218V90H216ZM225 91H226V90H225ZM228 91H229V90H228ZM228 91H226V92H228ZM243 91H244V90H243ZM243 91H242V93H243ZM263 91H264L263 89L260 90V92H261L260 95H262ZM6 92H7V91H4L3 93H6ZM56 92H57V91H56ZM209 92H210V89H209ZM214 92H215V91H214ZM226 92H225V93H226ZM245 92H244V93H245ZM8 93H9V92H8ZM199 93H200V92H199ZM204 93H205V92H204ZM204 93H203V95L206 94V93H205V94H204ZM231 93H233V92H231ZM19 94H20V92H19ZM195 94H196V93H195ZM209 94H210V93H209ZM212 94L214 95V97H215V94H217V95L219 94V96H220V92H219V93L216 92L215 94H214V93H212ZM221 94H222V92H221ZM229 94H230V93H229ZM235 94H236V93H235ZM235 94H234V95H235ZM238 94H240V93L238 92ZM248 94H249V93H248ZM248 94L246 93L245 96L248 95ZM253 94H254V93H253ZM253 94L250 93V95H253ZM255 94H256V93H255ZM263 94H264V93H263ZM2 95H3V94H2ZM6 95H7V94H6ZM8 95H9V94H8ZM23 95H24V94H23ZM23 95H22V97H23ZM51 95H52V94H51ZM210 95H211V94H210ZM234 95H231V97L234 96ZM256 95H257V94H256ZM256 95H255V96H256ZM260 95H258V96H260ZM17 96H19V95H17ZM17 96H16V97H17ZM53 96H54V95H53ZM82 96H83V94H82ZM82 96H81V95L78 96V97H79L78 99L80 100V97H82ZM196 96H197V95H196ZM196 96H194V97L196 98ZM199 96H200V95H199ZM208 96H209V95H207V97H208ZM223 96L226 97L225 94H224ZM229 96H230V95H229ZM241 96H243V95H241ZM263 96H264V95H263ZM36 97H37V95H36ZM36 97H35V98H36ZM38 97H39V96H38ZM46 97H47V96H46ZM48 97H49V95H48ZM48 97H47V98H48ZM50 97H51V96H50ZM205 97H206V95H205ZM207 97H206V98H207ZM221 97H222V96H221ZM221 97H220V98H221ZM224 97H223V98H224ZM256 97H257V96H256ZM20 98H21V97H20ZM24 98H25V97H24ZM26 98H27V96H26ZM26 98H25V100H26ZM32 98H33V97L30 98V101H31V102H32V100H31ZM51 98H52V97H51ZM51 98H49V100L47 99L50 103H51V101H50ZM198 98H199V97H198ZM220 98H218V99H220ZM226 98H228V100H229V97H226ZM246 98H247V96H246ZM251 98H253V96L250 97V99H251ZM259 98H260V97H259ZM261 98H262V97H261ZM40 99H41V98H40ZM40 99L37 98V100H35V101H39V102H42V101L44 102V101H45V100H43V99H41V101H40ZM54 99H55V98H54ZM76 99H77V98H76ZM78 99H77V101H78ZM82 99H83V98H82ZM224 99H225V98H224ZM224 99H222V100H224ZM230 99H231V102H232V99H233V98H230ZM234 99H236V98H234ZM244 99H245V98H244ZM250 99H248V101H249ZM255 99L258 100V97L255 98ZM21 100H22V98H21ZM25 100H23V102H25ZM195 100H197V99H195ZM201 100H202V99H201ZM220 100H221V99H220ZM225 100H226V99H225ZM228 100H226V101H228ZM237 100H238V98H237ZM241 100H242V99H241ZM2 101H3V98H2ZM6 101H8V99L5 100V102H6ZM26 101H27V100H26ZM35 101H33L34 104H35ZM55 101H56V100H55ZM55 101H53V102H55ZM65 101H66V100H65ZM73 101L75 102V100H73ZM81 101H82V100H80L78 103L80 104ZM199 101H200V99H199ZM226 101H225V102H226ZM259 101H260V100H259ZM21 102H22V101H21ZM23 102H22V103H23ZM27 102H29V100H28ZM31 102H30V105H32ZM39 102H38L39 105L42 104V103H39ZM57 102H58V101H57ZM61 102H62V101H61ZM63 102H64V101H63ZM67 102L69 103L70 101H67ZM131 102H132V101H131ZM202 102H204V101H202ZM225 102H224V103H225ZM231 102L229 101L228 103H231ZM234 102H235V100H233L232 103L234 104ZM241 102H242V101H240V103H241ZM243 102H244V101H243ZM245 102H246V101H245ZM13 103H15V102H13ZM44 103H45V102H44ZM58 103H59V102H58ZM65 103H66V102H65ZM68 103H67V104H68ZM70 103H71V102H70ZM72 103H73V102H72ZM78 103L76 102L75 105L78 104ZM199 103H200V102H199ZM228 103H227V104H228ZM232 103H231V105H233ZM237 103H238V101H237ZM249 103H250V102H249ZM20 104H21V103H20ZM20 104H19V105H20ZM23 104H24V103H23ZM25 104H26V103H25ZM36 104H37V102H36ZM54 104H55V103H54ZM56 104H57V103H56ZM130 104H131V103H130ZM222 104H223V103H222ZM238 104H239V103H238ZM241 104H242V103H241ZM241 104H240V105H241ZM245 104H246V103H245ZM247 104H248V103H247ZM250 104H251V103H250ZM250 104H249L248 106H250ZM254 104H255V103H254ZM254 104H253V105H254ZM260 104H261V103H260ZM6 105H7V104H6ZM17 105H18V104H16V107H15L16 109L19 107V105H18V107H17ZM26 105H27V104H26ZM39 105H38V106H39ZM49 105H50V104H49ZM57 105H59V104H57ZM60 105H61V103H60ZM65 105H66V104H65ZM71 105H72V104H71ZM73 105H74V103H73ZM223 105H225V104H223ZM236 105H237V104L235 103V106H236ZM240 105H238V106L240 107ZM13 106H15V105L13 104ZM27 106H28V105H27ZM27 106H26V107H27ZM32 106H33V105H32ZM43 106H45V105H43V104L40 105L41 108H43ZM54 106H55V105H54ZM68 106H69V105H68ZM219 106L221 107V104H220ZM219 106H218V107H219ZM226 106L229 107L230 105H226ZM233 106H234V105H233ZM248 106L246 105V107H248ZM7 107H8V105H7ZM56 107H57V106H56ZM56 107H55V109H57ZM59 107H60V106H59ZM61 107H62L63 109L65 108V106L63 107V105H61ZM61 107L58 108V109H61ZM70 107H71V106H70ZM70 107H69V108H70ZM77 107H78V105H77ZM77 107H75V108H77ZM117 107H118V106H117ZM123 107H124V106H123ZM126 107H127V106H126ZM218 107H217V110H219V111L221 110V112H222L223 109L218 108ZM223 107H224V106H223ZM223 107H222V108H223ZM236 107H237V106H236ZM242 107L245 108V106H243V105H242ZM251 107H254V106H252V104H251L250 108H251ZM256 107H257V106H256ZM1 108H3V106L0 107V111H1ZM4 108H6V107H4ZM27 108H29V106H28ZM32 108H33V107H32ZM41 108H40V109H41ZM47 108H48L49 116H50V107H48V105H47ZM47 108H46V109H47ZM128 108H129V107H128ZM206 108H207V107H206ZM209 108H211V106H209ZM214 108H215V107H214ZM230 108H231V107H230ZM233 108H234V107H233ZM233 108H231V110H233ZM250 108H248V109L246 108V111L249 110ZM7 109H8V108H7ZM23 109H24V108H23ZM23 109L21 108V110H23ZM30 109H31V107H30ZM30 109H29V110H30ZM38 109H39V108H38ZM67 109H68V108H67ZM67 109H66V110H67ZM97 109H98V108H97ZM124 109H125V108H124ZM207 109H208V108H207ZM215 109H216V108H215ZM227 109H228V108H226V110H227ZM240 109H241V108H240ZM240 109H238V110H240ZM256 109H257V108H256ZM256 109H255V110H256ZM19 110H20V109H19ZM24 110H26V111L28 112V109L25 108ZM24 110H23L22 112H25ZM31 110H32V109H31ZM31 110H30V111H31ZM42 110H43V109H42ZM61 110H62V109H61ZM69 110H70V109H69ZM69 110H68V111H69ZM90 110H91V109H90ZM93 110H94V109H93ZM95 110H96V109H95ZM202 110H204V108H203ZM205 110H206V109H205ZM208 110H209V109H208ZM211 110H212V108H211ZM226 110H223L225 113H224V112H222V113L226 114V113H227ZM231 110L228 109V111H231ZM234 110L236 111L237 109H234ZM234 110H233V112H234ZM238 110H237V112H238ZM241 110H243V109H241ZM14 111L19 112L18 109H17V110L14 109ZM34 111H35V109H34ZM48 111L43 110L42 112H43V113L47 112V114H48ZM57 111H60V110H55V111H53V112H57ZM63 111H64V110H63ZM68 111H66V112H68ZM72 111H73V113L76 112V111H74V110H72ZM103 111H104V110H103ZM118 111H119V110H118ZM262 111H263V110H262ZM51 112H52V111H51ZM66 112H65V113H66ZM202 112H203V111H202ZM204 112H205V111H204ZM207 112H208V111H207ZM207 112H206V115H207ZM213 112H214V113H213V115H211V118H212L213 116L216 117L217 115H219V112L217 113V111H216V114H217V115H214V114H215V111H213ZM221 112H220V113H221ZM237 112H235V113H237ZM240 112H241V111H240ZM242 112H243V111H242ZM242 112H241V115H242ZM250 112H251V111H250ZM250 112H249V113H250ZM260 112H261V111H260ZM11 113H12V112H11ZM15 113H16V112H15ZM20 113H21V111H20ZM30 113H32V112H30ZM30 113L28 112V114H30ZM36 113H40V111L36 110L34 113H32L34 116L37 115V117L35 116V118H39V119H40V115H39V114H36ZM59 113H60V112H59ZM61 113H62V111H61ZM65 113L63 112V115H64ZM73 113H72V115H73ZM104 113H105V112H104ZM128 113H129V112H128ZM190 113H192V112H190ZM190 113L187 114L186 118L189 117L188 115H189ZM222 113H221V114H222ZM229 113H230V112H229ZM235 113H234V114H235ZM243 113H244V112H243ZM0 114H1V113H0ZM8 114H9V112H8ZM8 114H7V115H8ZM25 114H27V113L25 112ZM28 114H27V115H28ZM41 114H42V113H41ZM57 114H58V112H57ZM68 114H69V113H68ZM195 114H197V116L200 115L199 113H195ZM195 114H194V115H195ZM204 114H205V113H204ZM221 114H220V116H221ZM227 114H228V113H227ZM245 114H247V113L245 112ZM250 114H251V113H250ZM250 114H248V115H250ZM9 115H10V114H9ZM13 115H15V114H13ZM19 115H20V114H19ZM19 115H17V113H16V117H18ZM22 115H23V114H22ZM33 115H32V116H33ZM59 115H60V114H59ZM61 115H62V114H61ZM61 115L59 116L60 118H61ZM66 115H67V114H66ZM75 115H77V112L75 113ZM88 115H89V114H88ZM202 115H203V114H202ZM222 115H223V114H222ZM238 115H240V114H235L234 116L237 117ZM241 115H240V117H242V118L244 117L243 119L245 120V116H246V115H245V116H244V115L241 116ZM257 115H259V114L257 113ZM261 115H262V114L260 113V116H261ZM11 116H12V114H11ZM11 116H10V117H11ZM28 116H29V115H28ZM41 116H44V117H41L42 120L40 119V121H42L43 123H45L46 121H45L43 118L48 119V118H47L48 115L45 117V114H44V115L42 114ZM53 116H55V115H53ZM69 116H70V115H69ZM73 116H74V115H73ZM106 116H107V115H106ZM197 116H196V117H197ZM200 116H201V115H200ZM224 116H225V115H224ZM229 116L232 117L233 114H232V115H229ZM229 116H225V117H226L225 119H227V117H229ZM234 116H233V118H235ZM250 116L252 117V115H250ZM260 116H259V118H260ZM20 117H22V116H20ZM20 117H19V118H20ZM23 117H24V116H23ZM30 117H31V115L29 116V118H30ZM50 117H51V118H54V117H52V116H50ZM63 117H64V116H63ZM67 117H68V116H66L65 119H66ZM179 117H180V116H179ZM196 117H195V118H196ZM203 117H204V116H203ZM231 117H229V118L231 119ZM256 117H257V116H256ZM12 118H13V117H12ZM27 118H28V117L26 116V118H23V119L27 122V120H26ZM32 118H34V117H32ZM51 118L48 119V120H53V119H51ZM68 118H71V116L68 117ZM86 118H87V117H86ZM186 118H185V119H186ZM197 118H198V117H197ZM197 118L192 120V116H191V120H192V121H191V120H189V121H191V123H192V122H194V120H195L196 123H195V122H194V123L197 124V123L199 122V121H197ZM201 118H202V116L200 117V123H201V124H199L200 126H201L202 123H203V122H201V120L204 121V119H205V118H204V119H201ZM213 118H214V117H213ZM213 118H212V119H213ZM222 118H223V116H222ZM14 119H15V118H14ZM17 119H18V118H17ZM17 119H15L16 122H17ZM39 119H38V120H39ZM58 119H59V118H58ZM71 119H72V118H71ZM73 119H74V117H73ZM75 119H78V118H75ZM183 119H184V118H183ZM183 119L181 120V122H182V121H185V120H183ZM208 119H210V116H209ZM218 119H221V117H218ZM218 119H215V120L217 121ZM238 119H240V118L238 117ZM238 119H237V120H238ZM249 119H250V118H249ZM252 119H253V118H252ZM260 119H261V118H260ZM34 120H35V119H34ZM43 120H44V121H43ZM48 120H47V121H48ZM63 120H64V119H63ZM198 120H199V119H198ZM206 120H207V119H206ZM206 120H205V121H206ZM210 120H211V119H210ZM235 120H236V118H235ZM237 120H236V121H237ZM240 120H241V119H240ZM263 120H264V119H263ZM18 121H19V120H18ZM25 121L23 122L24 125H26V124H25ZM29 121H30V119H29ZM53 121H54V120H53ZM53 121H52V122H53ZM64 121H65V120H64ZM66 121H67V119H66ZM68 121H72V120H69V119H68ZM208 121H209V120H208ZM220 121H221V120H220ZM224 121H225V120H224ZM226 121H227V120H226ZM226 121H225V123H226ZM228 121H231V120H228ZM232 121H234V120H232ZM236 121H234V122H232V123L235 124ZM242 121H243V120H242ZM246 121H247V120H246ZM252 121H253V120H252ZM30 122H31V121H30ZM30 122H29V125L32 126V125H34V124L37 122V119H36V122H34V123L32 122V124H30ZM42 122H41V123H42ZM211 122H213V121H211ZM217 122H219V120H218ZM217 122H215V123H217ZM238 122H239V120H238L236 123H238ZM73 123H75V122H73ZM182 123H183V122H182ZM187 123H188V122H187ZM189 123H190V122H189ZM189 123H188V124H189ZM194 123H193V125H194ZM204 123L207 124V122H204ZM220 123H223V122H219L218 124H220ZM240 123H241V122H240ZM240 123H239L238 126H240ZM250 123H251V122H250ZM262 123H263V122H262ZM36 124H37V123H36ZM188 124H187V125H188ZM211 124H212V123H209V126H212V125H213V124H212V125H211ZM218 124H217V125L215 124V125H216V128L219 127L218 129H220V130H219V132H220L223 128L221 129V126H220V125L218 126ZM233 124H232V125H233ZM241 124H242V123H241ZM244 124H246V126H247L248 123H244ZM244 124H242L243 128H244V127L247 128L246 126H244ZM20 125H21V124H20ZM69 125H70V123H69ZM76 125H77V124H76ZM76 125H74V126H76ZM95 125H96V124H95ZM95 125H94V126H95ZM190 125H192V124H190ZM197 125H198V124H197ZM215 125H213V126H215ZM235 125L237 126V124H235ZM26 126H28V123H27ZM34 126H35V125H34ZM72 126H73V125H72ZM117 126H118V125H117ZM200 126H199V127H200ZM202 126H203V125H202ZM207 126H208V125H207ZM238 126H237V127H238ZM253 126H254V125H253ZM16 127H17V126H16ZM29 127H30V126H28V127L25 128V129H28ZM35 127H36V126H35ZM194 127H195V126H194ZM196 127H197V126H196ZM228 127H229V125H228L227 127H225L226 130L224 129V130L222 131V133H224V135H227L228 133H230V134L232 133V132H228V133L224 132V131H228V129H227ZM230 127H231V125H230ZM81 128H82V127H81ZM114 128H115V127H114ZM117 128H118V127H117ZM204 128H205V127H204ZM208 128H209V127H208ZM231 128L234 129L235 127H234V128L231 127ZM238 128H239V127H238ZM240 128H241V127H240ZM240 128H239V130H238L239 132L243 129V128H241V130H240ZM253 128H254V127H253ZM263 128H264V127H263ZM31 129H34V128L32 127ZM213 129H214V128H213ZM229 129H230V128H229ZM248 129H249V128H248ZM28 130H30V129H28ZM115 130H116V129H115ZM204 130H205V129H204ZM208 130H212V128H211V129L209 128ZM214 130H215V129H214ZM214 130H213V131H214ZM234 130H237V129L235 128ZM243 130H244V129H243ZM245 130H246V129H245ZM251 130H252V129H251ZM206 131H207V129H206ZM216 131H217V130H216ZM229 131H230V130H229ZM29 132H30V133H33V132H35V130H32V132H31V131H29ZM36 132L39 133L38 131H36ZM207 132H208V131H207ZM207 132H206V133H207ZM219 132H215V131H214L213 133L216 134V133H219ZM233 132H235V131H233ZM246 132H247V131H246ZM246 132H245V133H246ZM209 133H211V132H209ZM220 133H221V132H220ZM220 133H219V135H221ZM225 133H226V134H225ZM245 133H244V134H245ZM247 133H249V132H247ZM250 133H251V132H250ZM33 134H34V133H33ZM83 134H84V133H83ZM99 134H100V133H99ZM187 134H188V133H187ZM191 134L193 135V133H191ZM191 134H189L188 136H190ZM194 134H195V133H194ZM203 134H204V133H203ZM230 134L228 135V137H229V136L232 137ZM241 134H243V132H242V133L240 132V135H239L240 137H241ZM253 134H254V133H253ZM253 134H252V135H253ZM234 135H235V134H234ZM257 135H258V134H257ZM188 136H187V137H188ZM196 136H197V135H196ZM196 136H195V137H196ZM216 136H217V134H216ZM222 136H223V134H222ZM37 137H38V136H37ZM79 137H80V135H79ZM82 137H83V136H82ZM97 137H98V136H97ZM199 137H200V136H199ZM219 137H220V136H219ZM223 137H226V136H223ZM240 137H239V138H240ZM80 138H81V137H80ZM193 138H194V137H193ZM212 138L216 139L217 137L215 138V136H214V137H212ZM226 138H227V137H226ZM226 138H224V139H226ZM232 138H234V137H232ZM232 138H231L230 140H233ZM237 138H238V137H237ZM187 139H188V138H187ZM219 139H220V138H219ZM219 139H216V141L219 140ZM221 139H222V138H221ZM221 139H220V140H221ZM201 140H204V138H202ZM207 140H209V139L207 138ZM237 140H238V139H237ZM85 141H86V140H85ZM199 141H200V140H199ZM199 141H197V142L199 143ZM205 141H206V140H205ZM223 141H224V140H223ZM225 141H226V140H225ZM221 142H222V140H221ZM234 142H238V141H234ZM16 143H17V142H16ZM211 143H212V142H211ZM228 143H229V142H228ZM238 143H239V142H238ZM221 144H222V143H221ZM221 144H220V145H221ZM223 144H224V143H223ZM223 144H222V145H223ZM225 144H227V141L225 142ZM235 144H236V143H235ZM199 145H200V144H199ZM231 145H232V144H231ZM237 145H238V144H237ZM241 145H242V144H241ZM244 145H245V143H244ZM247 145H248V144H247ZM247 145H246V146H243V148H244V147L247 148V147L249 146V145H248V146H247ZM229 146H230V145H229ZM233 146H234V145H233ZM238 146H239V145H238ZM204 147H205V146H204ZM202 148H203V147H202ZM202 148H201V149H202ZM216 148H217V147H216ZM227 148H228V147H227ZM168 149H169V148H168ZM201 149H200V150H201ZM204 149H205V148H204ZM204 149H203V150H204ZM223 149H224V148H223ZM231 149L233 150L234 148H231ZM237 149H238V148H237ZM162 150H163V149H162ZM205 150H206V149H205ZM229 150H230V149H229ZM240 150H241V149H240ZM240 150H239V151H240ZM22 151H23V150H22ZM214 151L216 152V150H214ZM241 151H242V150H241ZM241 151H240V152H241ZM219 152H220V151H219ZM219 152L217 151V153H219ZM223 152H224V151H223ZM227 152H228V151H227ZM229 152H230V151H229ZM229 152H228V153H229ZM245 152H246V150H245ZM202 153H203V152H202ZM225 153H226V152H225ZM238 153H239V152H238ZM239 154H240V153H239ZM241 154H242V153H241ZM241 154H240V156H241ZM202 155H205V154H202ZM230 155H231V154H230ZM235 155H238V154L236 153ZM244 155H245V154H244ZM205 156H207V155H205ZM205 156H204V158H210V157H205ZM215 156H217V155H215ZM218 156H220V155H218ZM226 156H229V154H228V155H226V154L224 155V157H226ZM36 157H37V156H36ZM87 157H88V156H87ZM159 157H160V156H159ZM166 157H168V156H166ZM166 157H165V160H166ZM194 157H195V156H194ZM199 157H200V156H199ZM199 157H197L196 159L198 160ZM201 157H203V156H201ZM201 157H200V158H201ZM222 157H223V155H222ZM234 157H235V156H234ZM234 157H233V158H234ZM242 157H244L243 154H242ZM242 157H241V159H242ZM163 158H164V157H163ZM212 158H213V157H212ZM236 158H237V160H238V157H236ZM161 159H162V157H161ZM161 159H159V160H161ZM176 159H177V158H176ZM216 159H217V161H219L218 158H216ZM225 159H226V158H224L223 160H220V161L217 163V166L220 165V164H222V163H224V162H225ZM239 159H240V158H239ZM162 160H163V159H162ZM173 160H174V159H173ZM173 160H172V161H173ZM192 160H193V159H192ZM194 160H195V159H194ZM203 160H205V159H203ZM203 160H202V158H201V161H203ZM210 160H211V159H210ZM214 160H215V159H214ZM163 161H164V160H163ZM163 161H159V162L162 163ZM167 161H168V160H167ZM198 161H199V160H198ZM235 161H236V159H235ZM238 161L240 162L241 160H238ZM146 162H147V161H146ZM146 162H143V163H141V164L144 165V163H146ZM151 162H153V161H151ZM156 162H157V161H156ZM164 162H166V161H164ZM164 162H163V164H164ZM179 162H180V160H179ZM179 162H178V163H179ZM184 162H185V161H184ZM188 162H189V161H187V163H188ZM199 162H200V161H199ZM199 162H198V163H199ZM205 162H206V161H205ZM205 162L203 161V163H200V164H198V165H201V164H202V165H205V164L207 163V162H206V163H205ZM215 162H216V160H215ZM233 162H234V159H233ZM43 163H44V162H43ZM154 163H155V162H154ZM160 163H159V164H158V163H155V164L160 165ZM187 163H184V164H183V166H182L183 169H184V165H185V164L188 165ZM189 163H191V160H190ZM193 163H194V161H193ZM193 163H191V164L194 165ZM204 163H205V164H204ZM211 163H212V162H211ZM213 163H214V162H213ZM231 163H232V160H231ZM40 164H41V163H40ZM141 164H140V165H141ZM155 164H154V165H155ZM163 164H161V165H163ZM180 164H182V163L180 162ZM191 164H190V165H191ZM236 164H237V162H236ZM47 165H48V164H47ZM146 165H147V163H146ZM161 165H160V166H161ZM168 165H169V164H168ZM172 165L174 166L175 164H172V163H171V166H172ZM178 165H179V164H177L176 167H178ZM192 165H191V167H193ZM195 165H196V163H195ZM195 165H194L193 168H195ZM198 165H196V166H197V169H198ZM202 165H201V166H202ZM208 165H209V163H208ZM223 165H224V164H223ZM230 165H232V164H230ZM39 166H40V165H39ZM99 166H100V165H99ZM147 166H148V165H147ZM147 166H145V167H147ZM152 166H153V165H152ZM152 166H151V167H152ZM173 166H172V167H173ZM188 166H189V165H188ZM201 166H199V168H200ZM209 166H210V165H209ZM237 166H239V163H238ZM237 166H235V168H236ZM143 167H144V166H143ZM143 167H140V168H143ZM145 167H144V168H145ZM158 167H159V166H158ZM161 167H162V166H161ZM179 167H181V166H179ZM182 167H181V168H182ZM185 167H186V166H185ZM204 167H208V166H204ZM231 167H232V166H231ZM231 167H230V169H231ZM21 168H22V167H21ZM147 168H148V167H147ZM152 168H154V167H152ZM156 168H157V166H156ZM156 168L152 169V170H154V172L152 171L153 174H154V173L157 174V173H156L157 171L155 172V170H157ZM165 168H166V167H165ZM165 168H164V169H165ZM210 168H211V167H210ZM212 168H213V167H212ZM212 168H211V169H212ZM228 168H229V167H228ZM237 168H239V167H237ZM133 169H134V168H133ZM160 169H161V168H160ZM164 169H163V171H161V172H164V173H165L166 171H164ZM167 169H169V168H167ZM173 169H174V167H173ZM214 169H215V168H214ZM134 170H135V169H134ZM136 170H141V171H142V169H138V168H136ZM136 170H135V172H136ZM161 170H162V169H161ZM171 170H172V169H171ZM174 170H175V169H174ZM178 170H180V168H178ZM178 170L176 169V171H178ZM187 170H189V167H188ZM191 170H192V169H190L189 174H190V173L192 174V171H194V170H192V171H191ZM227 170H228V169H227ZM234 170H235V169H234ZM236 170H237V169H236ZM236 170H235V171H236ZM167 171L169 172L170 169L167 170ZM181 171H182V169H181ZM183 171H184V170H183ZM230 171H231V170H230ZM230 171H229V173H230ZM145 172H149V171H145ZM158 172H159V171H158ZM171 172H172V171H171ZM179 172H180V171H179ZM184 172H185V171H184ZM37 173H38V172H37ZM45 173H46V172H45ZM136 173H137V172H136ZM140 173H141V172H140ZM140 173H138V174H140ZM186 173H187V172H186ZM193 173H194V172H193ZM199 173H200V172H199ZM205 173H206V172H205ZM205 173H204V174H205ZM224 173H225V172H223V174H224ZM143 174L146 175V173H143ZM147 174H148V173H147ZM155 174H154V175H155ZM174 174H175V173H174ZM176 174H177V173H176ZM178 174H179V173H178ZM178 174H177V175H178ZM181 174H183V173H181ZM184 174H185V173H184ZM184 174H183V175H184ZM189 174H188V175H189ZM191 174H190V175H191ZM195 174H196V172H195ZM202 174H203V172L200 173V175H202ZM206 174H207V173H206ZM212 174H213V173H212ZM218 174H220V172H219ZM145 175H144V177H143L144 179H146L147 176H148V175H146V178H145ZM149 175H150V174H149ZM157 175L159 176V174H157ZM172 175H173V174H172ZM179 175H180V174H179ZM185 175H187V174H185ZM190 175H189V177H190ZM198 175H199V174H198ZM226 175H227V174H226ZM228 175H229V174H228ZM45 176H46V175H45ZM150 176H151V175H150ZM162 176H163V175H162ZM166 176H167V175H166ZM166 176H164V177H166ZM195 176L197 177V174H196ZM195 176H194V177H195ZM202 176H203V175H202ZM202 176H201V177H202ZM50 177H51V176H50ZM151 177H153V176H151ZM151 177H150V180H151ZM175 177H176V176H175ZM155 178H156V175H155ZM173 178H174V176H173ZM192 178H193V177H192ZM197 178L199 179L200 176L197 177ZM144 179H143V180H144ZM148 179H149V178H147L146 180L148 181ZM153 179H154V177H153ZM153 179H152V182H153ZM157 179L159 180L158 177H157ZM164 179H165V178H164ZM195 179H196V178H194V180H195ZM200 179H201V178H200ZM200 179H199V180H200ZM208 179H209V178H208ZM208 179H207V180H208ZM231 179H232V178H231ZM231 179H230V180H231ZM158 180H157V181H158ZM168 180H171V179L169 178ZM175 180H176V178H175ZM199 180H198V181H199ZM225 180H226V179H225ZM232 180H234V179H232ZM50 181H51V180H50ZM147 181H146V182H147ZM163 181H164V180H163ZM172 181H173V180H172ZM182 181H183V180H182ZM185 181H186V180H185ZM198 181H195V182H197V184H198ZM203 181H204V180H203ZM209 181H210V180H209ZM209 181H208V182H209ZM228 181H229V180H228ZM256 181H257V180H256ZM150 182H151V181H150ZM152 182H151V183H152ZM183 182H184V181H183ZM193 182H194V181H193ZM199 182H201V181H199ZM217 182H218V181H217ZM221 182H223V179H222ZM221 182H220V183H221ZM234 182H236V181L234 180ZM254 182H255V181H254ZM257 182H258V181H257ZM259 182H260V181H259ZM144 183H145V182H144ZM156 183H158V182H156ZM160 183H161V182H160ZM160 183H158V184H160ZM162 183H163V182H162ZM201 183H202V182H201ZM220 183H219V185H220ZM232 183H233V182H232ZM263 183H264V182H263ZM152 184H153V183H152ZM154 184H155V183H154ZM168 184H169V182H168ZM174 184H175V183H174ZM177 184H178V180H177V183H176L175 185L178 186ZM180 184H183V183L181 182ZM180 184H179V188H180ZM185 184H186V183H185ZM188 184H189V183H188ZM190 184H191V183H190ZM194 184L197 185L196 183H194ZM205 184H206V182H205ZM217 184H218V183H217ZM223 184H224V183H223ZM255 184H256V183H255ZM148 185H151V184L149 183V184H147V186H148ZM156 185H157V184H156ZM183 185H184V184H183ZM191 185H193V184H191ZM195 185H194V186H195ZM207 185H208V184H207ZM221 185H222V184H221ZM221 185H220V187H221ZM171 186H172V185H171ZM176 186H175V187H176ZM194 186H193V187H194ZM197 186H198V185H197ZM197 186H195V188H196ZM200 186H201V185H200ZM200 186H199V187H200ZM204 186H205V185H204ZM149 187H151L150 189H153V185H152V186H149ZM181 187H183V186H181ZM201 187H202V186H201ZM201 187H200V188H201ZM235 187H236V186H235ZM235 187H234V189L237 188V187H236V188H235ZM261 187H263V186H261ZM145 188H146V186H145ZM155 188H156V187H155ZM173 188H174V186H173ZM227 188H228V186H227ZM227 188H226L225 190H227ZM229 188H230V187H229ZM147 189H148V188H147ZM150 189H149V190H150ZM180 189H181V188H180ZM190 189H191V187H190ZM193 189H194V188H192V190H193ZM196 189H197V188H196ZM198 189H199V188H198ZM216 189H217V188H215V190H216ZM232 189H233V188H232ZM237 189H238V188H237ZM237 189H236V190H237ZM260 189H261V188H260ZM262 189H263V188H262ZM153 190H154V189H153ZM155 190H156V189H155ZM192 190H191V193H192ZM201 190H202V189H201ZM210 190H211V189H210ZM212 190H213V189H212ZM212 190H211V191H212ZM131 191H132V190H131ZM131 191H130V192H131ZM151 191H152V190H151ZM158 191H159V189H158ZM158 191H157V193H158ZM180 191H181V190H180ZM180 191H179V192H180ZM223 191H224V190H222V192H221V193H218V194H222ZM261 191H262V190H261ZM132 192H133V191H132ZM152 192H153V191H152ZM152 192H151V193H152ZM159 192H160V191H159ZM166 192H167V191H166ZM179 192H178V193H179ZM183 192H185V190H184V191H181L180 193L182 194ZM186 192L188 193V192H190V190L188 191V189H187ZM186 192H185V193H186ZM200 192H201V191H200ZM204 192H205V191H204ZM204 192H203V193H204ZM212 192L215 193L214 191H212ZM216 192H217V191H216ZM224 192H225V191H224ZM236 192H237V191H236ZM262 192H263V191H262ZM122 193H123V192H122ZM144 193H145V192H144ZM151 193H150V194H151ZM153 193H156V192H153ZM160 193H161V192H160ZM167 193H168V192H167ZM178 193L176 192V194H178ZM191 193H190V194H191ZM193 193H195V192H193ZM197 193H198V192H197ZM197 193H196V194H197ZM226 193H229V192H226ZM263 193H264V192H263ZM263 193H262V195H264ZM124 194H125V193H124ZM126 194H127V192H126ZM128 194H129V193H128ZM147 194H148V192H147ZM161 194H162V193H161ZM161 194H160V195H161ZM168 194L170 195V192H169ZM183 194H184V193H183ZM183 194H182V195H183ZM205 194H206V193H204V195H205ZM218 194H217V196H218ZM231 194H232V193H231ZM141 195H142V194H141ZM163 195H164V194H163ZM163 195H162V197H163ZM223 195H224V194H223ZM223 195H222V197H223ZM228 195H230V194H228ZM228 195H227V197H228ZM234 195H235V193H234ZM123 196H124V195H123ZM123 196H122V197H123ZM127 196H128V195H127ZM146 196H147V195H146ZM155 196H156L155 198H160V197H157L156 194H155ZM158 196H159V195H158ZM183 196H184V195H183ZM185 196H187L186 199H185V198H183V199H184L186 202L183 201V200H181L183 204H179V203H178V204H179L178 207L181 205L180 207L183 208V209H186V211H187V209H190L188 212H190L191 210H193V211H194V210H197V209H198V208H197V207H198L197 204H198L199 201L196 202L197 204H191V203H193V202L195 201V199L193 198L194 201H193V199H192L191 197H190V198H191V199H190V198L188 197V194H186ZM190 196H191V195H190ZM195 196H196V195H195ZM195 196H194V194H193L192 197H195ZM197 196H199V195L197 194ZM206 196H207V195H206ZM208 196H209V195H208ZM122 197H121V198H122ZM133 197H134V196H133ZM139 197H140V199L142 198L141 196H139ZM139 197H138V198H139ZM162 197H161V198H162ZM167 197H169V196H167ZM170 197H172V196H170ZM176 197H177V196H176ZM179 197H180V196H179ZM263 197H264V196H263ZM124 198H125V197H124ZM127 198H128V197H127ZM172 198H173V197H172ZM174 198H175V197H174ZM198 198H199V197H198ZM198 198H196V199H198ZM233 198H234V197H233ZM122 199H123V198H122ZM125 199H126V198H125ZM125 199H124V200H125ZM129 199H130V198H129ZM143 199L145 200L146 197L143 198ZM163 199H164V198H163ZM165 199H166V197H165ZM177 199H178V198H177ZM181 199H182V198H181ZM199 199H200V198H199ZM199 199H198V200H199ZM226 199H229V198H226ZM234 199H235V198H234ZM141 200H142V199H141ZM144 200H143V201H144ZM146 200H148L147 203H148L149 201H151L150 198H148V199H146ZM153 200H154L153 203H155V206H156V202H157V201H156V199H153ZM161 200H162V199H161ZM168 200H169V199H168ZM172 200H173V199H172ZM172 200H170V201H171V202H175V201H176V200H175V201H172ZM179 200H180V199H179ZM209 200H210V199H209ZM238 200H239V199H238ZM125 201H126V200H125ZM128 201H129V200H128ZM143 201H142L141 204L144 203V206H146V205H145L146 203L143 202ZM155 201H156V202H155ZM181 201H180V202H181ZM192 201H193V202H192ZM216 201H217V200H216ZM228 201H229V200H228ZM232 201H233V200H232ZM232 201H231V202H232ZM239 201H240V200H239ZM123 202H124V201H123ZM132 202H133V200H131V203H132ZM140 202H141V201H140ZM151 202H152V201H151ZM159 202H160V201H159ZM166 202H167V200H166ZM171 202H170V203H171ZM176 202H178V201H176ZM207 202H208V201H207ZM217 202H218V201H217ZM220 202H221V201H220ZM234 202H235V201H234ZM126 203H127L128 205L131 204L130 201H129V203H128V202H126ZM133 203H134V202H133ZM133 203H132V204H133ZM135 203H136V202H135ZM204 203L207 204L206 202H204ZM227 203H229V202H227ZM235 203H236V202H235ZM136 204H137V203H136ZM141 204H140V205H141ZM159 204H160V203H159ZM166 204H167V203H166ZM171 204H172V203H171ZM171 204H170V205L168 204V205L171 206V207H173L174 205L172 206ZM175 204H176V203H175ZM214 204H215V203H214ZM221 204H222V203H221ZM224 204H225V201H224ZM233 204H234V203H233ZM128 205H126V206H128ZM138 205H139V203H138ZM138 205H136V206H138ZM147 205H148V204H147ZM150 205H152V208H153L154 205H153V204H150ZM150 205H148V206H150ZM157 205H158V204H157ZM160 205H163V204H160ZM164 205H165V204H164ZM222 205H223V204H222ZM228 205H230V203H229ZM228 205H227V206H228ZM238 205H240V203H239ZM244 205H246V204H244ZM244 205H242V206L244 207ZM247 205H248V204H247ZM251 205H252V204H251ZM254 205H255V204H254ZM254 205H252V206H254ZM256 205H257V204H256ZM133 206H134V205H133ZM136 206H135V208H136ZM141 206H142V205H141ZM141 206H140V207H141ZM148 206H147V207H148ZM213 206H214V205H213ZM225 206H226V205H225ZM232 206H233V205H232ZM165 207H166V206H164V208H165ZM171 207H170V208H171ZM174 207H175V206H174ZM176 207H177V206H176ZM211 207H212V206H211ZM211 207H210V208H211ZM216 207H217V206H216ZM235 207H236V205H235ZM256 207H257V206H255L254 208H256ZM137 208H138V207H137ZM142 208H143V207H142ZM142 208H140V209H142ZM145 208H146V207H145ZM145 208H144V209H145ZM149 208H150V207H149ZM152 208H151V209H152ZM162 208H163V206H162ZM162 208H161V210H162ZM210 208H209V209H210ZM226 208H228V207H226ZM233 208H234V206H233ZM245 208H246V207H245ZM248 208H249V207H248ZM250 208H251V207H250ZM140 209H139V210H140ZM155 209H156V208H155ZM155 209H154V210H155ZM157 209H158V207H157ZM168 209H169V207H168ZM168 209H167V207H166V209H164V210H168ZM171 209H172V208H171ZM177 209H179V208H177ZM200 209H201V208H200ZM209 209L206 208L207 211H209ZM236 209H237V208H236ZM256 209H257V208H256ZM259 209H260V208H259ZM261 209H263V208H261ZM129 210H130V209H129ZM131 210H132V209H131ZM152 210H153V209H152ZM154 210H153V211H154ZM164 210H163L162 212L166 213L167 211L165 212ZM172 210H174V208H173ZM179 210H180V209H179ZM179 210H178V211H179ZM230 210H232V209H230ZM249 210L251 211V209H249ZM249 210H248V211H249ZM254 210H255V209H254ZM257 210H258V209H257ZM140 211H141V210H140ZM149 211H150V209H149ZM153 211H152V212H153ZM156 211H157V210H156ZM168 211H170V210H168ZM176 211H177V210H176ZM178 211H177V212H178ZM183 211H184V210H183ZM197 211H199V210H197ZM202 211H204V210H202ZM212 211H213V210H212ZM228 211H229V210H228ZM250 211H249V213H251ZM258 211H259V213H260V210H258ZM261 211H262V210H261ZM143 212H144V211H143ZM150 212H151V211H150ZM174 212H175V211H174ZM184 212H185V211H184ZM232 212H233V211H232ZM243 212H244V211H243ZM129 213H130V212H129ZM146 213H147V215H148V211H146L145 214H146ZM153 213H155V211H154ZM156 213H157V212H156ZM156 213L153 214L154 217H155V219H156V217H159L158 213H157L158 216H155ZM169 213H170V212H169ZM186 213H187V212H186ZM206 213H207V212H206ZM211 213L214 214L213 212H211ZM211 213H210V214H211ZM224 213H225V212H224ZM224 213H223V215H224ZM240 213H241V211H240ZM245 213H246V212H245ZM249 213H247V214H248L249 217H250L252 214L250 215ZM253 213H255V212L253 211ZM131 214H132V213H131ZM145 214H144V215H145ZM175 214H176V213H174V215H175ZM179 214H180V213H179ZM189 214H192V212H190ZM210 214H208V215H210ZM230 214H231V213H230ZM233 214H234V213H233ZM260 214H261V213H260ZM150 215H151V214H150ZM150 215H149V216H150ZM153 215H152V216H153ZM164 215H165V214H163V216H164ZM255 215H256V214H255ZM137 216H139V215H137ZM145 216H146V215H145ZM166 216H167V215H166ZM166 216L163 217V218L165 219ZM170 216L172 217V214H171ZM175 216H176V215H175ZM186 216H187V215H186ZM189 216H190V215H189ZM193 216H194V214L190 217L191 220H192V217H193ZM204 216H205V215H204ZM204 216H203V219L205 218ZM210 216H211V215H210ZM210 216H209V217H210ZM224 216H225V215H224ZM231 216H232V215H231ZM238 216H239V215H238ZM242 216H244V214H242ZM245 216H247V215L245 214ZM256 216H257V215H256ZM141 217H144V216L141 214ZM141 217L139 216V219H140ZM176 217H178V216H176ZM179 217H180V216H179ZM179 217H178V218H179ZM182 217L184 218L185 216H184V215L182 216V214H181V217H180V218H182ZM187 217H188V216H187ZM187 217H185V218H187ZM206 217H207V216H206ZM211 217H212V216H211ZM233 217H234V216H233ZM253 217H255V216H253ZM147 218H148V217H147ZM149 218H150V217H149ZM149 218H148V219H149ZM151 218H152V217H151ZM160 218L162 219L161 215H160L159 219H160ZM178 218H177V219H178ZM200 218H201V214L197 213V215L194 217V219H193L192 221L190 220L191 222H185V221H183V222L179 223L177 226H175V227H173V228H170V227H169L170 232H172V231H174V230L176 231V230H178V229H180V230H181V229H184V230H186V232H187V230H189L192 226L194 227V225H196V224L199 222ZM212 218H213V217H212ZM212 218H211V219H212ZM225 218H226V216H225ZM234 218H235V217H234ZM255 218H256V217H255ZM141 219H142V218H141ZM152 219H153V218H152ZM166 219H167V218H166ZM171 219H172V218H171ZM216 219H217V218H216ZM216 219H215V220H216ZM236 219H237V218H236ZM250 219H251V218H250ZM250 219H249V220H250ZM252 219H253V218H252ZM97 220H99V219H97ZM150 220H151V219H150ZM150 220H149V222H150ZM157 220H158V218H157ZM157 220H156V221H157ZM168 220H169V219H167L166 221H168ZM187 220H188V219H187ZM201 220H202V219H201ZM205 220H206L208 223H210V222L207 220V218H206ZM213 220H214V219H213ZM219 220H220V219H219ZM221 220H222V219H221ZM242 220H243V219H242ZM242 220H241V222H242ZM245 220H246V217L244 218V222H245ZM99 221H100V220H99ZM101 221H102V220H101ZM151 221H152V220H151ZM153 221H154V220H153ZM163 221H164V220H163ZM174 221H175V219H174ZM180 221H181V220H180ZM206 221H205V223H206ZM227 221H228V220H227ZM227 221H226V222H227ZM232 221H236V220L233 219ZM146 222H147V221H146ZM158 222H159V221H158ZM215 222H217V221H215ZM218 222H219V221H218ZM218 222H217V224L220 225ZM222 222H223V221H222ZM239 222H240V221H239ZM246 222H247V220H246ZM248 222H249V221H248ZM261 222H263V221H261ZM99 223H100V222H99ZM150 223H151V222H150ZM159 223H160V222H159ZM201 223H202V222H201ZM201 223H200L199 225H201ZM205 223H204V224H205ZM138 224H139V223H138ZM161 224H162V223H161ZM161 224H160V225H161ZM163 224L165 225L164 222H163ZM166 224H170L169 221H168V223H166ZM204 224H203V225H204ZM232 224H233V223H232ZM247 224H248V223H247ZM145 225H146V224H145ZM151 225H152V223H151ZM151 225H150V226H151ZM160 225H159V226H160ZM203 225H202V226H203ZM206 225H208V224H206ZM210 225H212V224H210ZM218 225H217V228H218ZM248 225H249V224H248ZM263 225H264V224H263ZM134 226H135V225H134ZM134 226H133V227H134ZM137 226H138V225H137ZM137 226H136V227H137ZM140 226H142V225H140ZM147 226H148V224H147ZM150 226H149V227H150ZM215 226H216V225H215ZM221 226H222V225H221ZM241 226H242V225H241ZM246 226H247V225H246ZM149 227H148V228H149ZM166 227H167V226L165 225V228H166ZM204 227H205V225H204ZM223 227H224V226H223ZM233 227H234V226H233ZM233 227H231V229H232ZM236 227H238V225H237ZM242 227H243V226H242ZM256 227H258V226H256ZM140 228H141V227H140ZM143 228H144V226H143ZM143 228H142V230H143ZM145 228H146V227H145ZM145 228H144V229H145ZM151 228H154V229H155V227H153V225H152ZM151 228H150V230H151ZM158 228H160V227H158ZM226 228H227V226H226ZM244 228H245V227H244ZM250 228H251V227H250ZM250 228H248V229H250ZM132 229H133V228H132ZM156 229H157V227H156ZM198 229H200V228H198ZM234 229H235V228H234ZM236 229H237V228H236ZM239 229H241V228H239ZM242 229H243V228H242ZM253 229H254V228H253ZM145 230H147V229H145ZM145 230H144V231H145ZM152 230H153V229H152ZM152 230H151V231H152ZM205 230H206V228H205ZM207 230H209V229L207 228ZM212 230H213V229H212ZM225 230H226V229H225ZM237 230H238V229H237ZM246 230H247V229H246ZM251 230H252V229H251ZM255 230H256V229H255ZM134 231H135V230H134ZM147 231H148V230H147ZM151 231H150V232H151ZM162 231H163V230H162ZM195 231H196V230H195ZM216 231H217V230H216ZM216 231H215V233H216ZM229 231H231V230H229ZM229 231H228V232H229ZM233 231H234V230H233ZM235 231H236V230H235ZM248 231H249V230H248ZM253 231H254V230H253ZM256 231H257V230H256ZM150 232H149V233H150ZM152 232H153V231H152ZM154 232H155V231H154ZM157 232H159V234H162L161 230H160V231L157 230ZM160 232H161V233H160ZM166 232H167V231H166ZM166 232H165V233H166ZM181 232H182V231H181ZM189 232L192 234L191 230H190ZM198 232H199V231H198ZM250 232H251V231H250ZM254 232H255V231H254ZM260 232H261V231H260ZM262 232H264V231H262ZM136 233H137V235H138V232H136ZM139 233H141V232L139 231ZM168 233H169V232H168ZM182 233H183V232H182ZM187 233H188V232H187ZM190 233H189V234H190ZM194 233H196V232H194ZM199 233H200V232H199ZM203 233H204V232H203ZM203 233H202V234H203ZM225 233H226V232H225ZM131 234H132V233H131ZM134 234H135V233H134ZM143 234H144V233H143ZM145 234H146V233H145ZM156 234H157V233H156ZM156 234H155V235H156ZM171 234H172V233H171ZM137 235H134V236H137ZM139 235H141V234H139ZM146 235H147V234H146ZM149 235H150V234H148V236H149ZM166 235H167V234H166ZM168 235H169V234H168ZM187 235H188V234H187ZM187 235H186V233H185V236H187ZM221 235H222V234H221ZM221 235H220V236H221ZM223 235H225V234H223ZM249 235H250L251 237H253V236H252L253 234H249ZM254 235H255V234H254ZM261 235H264V234L261 233ZM141 236H142V235H141ZM148 236H147V237H148ZM151 236H153V235H151ZM161 236H162V235H161ZM163 236H164V235H163ZM185 236H183V237H185ZM189 236H191V235H189ZM194 236H195V235H194ZM203 236H205V235H203ZM258 236H259V235H257V237H258ZM79 237H80V236H79ZM79 237H78V238H79ZM154 237H155V236H154ZM156 237H157V236H156ZM181 237H182V236H181ZM198 237H199V236L196 235V238H198ZM201 237H202V235H201ZM158 238H159V237H158ZM162 238H163V237H162ZM193 238H194V237H193ZM206 238H207V237H206ZM206 238H205V239H206ZM222 238H223V237H222ZM228 238H229V237H228ZM253 238H255V236H254ZM86 239H87V238H86ZM90 239H91V238H90ZM96 239H97V238H96ZM113 239H114V238H113ZM136 239H137V237H136ZM180 239H181V238H180ZM183 239H184V238H183ZM187 239H188V237H187ZM187 239H186V241H187ZM190 239H192V238H190ZM208 239H209V238H208ZM212 239H213V238H212ZM220 239H221V238H220ZM220 239H219V240H220ZM245 239L248 240L247 238H245ZM250 239H251V238H250ZM250 239H249V240H250ZM73 240H75V239H72L71 241H73ZM118 240H119V239H118ZM138 240H141V239L138 238ZM144 240H145V239H144ZM149 240H150V239H149ZM154 240H155V239H154ZM172 240H173V239H172ZM178 240H179V239H177V241H178ZM184 240H185V239H184ZM184 240H183V241H184ZM193 240L195 241V239H193ZM200 240H201V239H200ZM213 240H214V239H213ZM223 240H224V239H223ZM225 240H226V238H225ZM232 240H234V239H232ZM235 240H236V239H235ZM239 240H240V239H239ZM63 241H64V240H63ZM67 241H70V240H67ZM67 241L65 240V242H64L65 244L63 243L64 248H67V247H65V245L67 244V243H66ZM76 241H77V240H76ZM82 241H83V239H82ZM88 241H89V240H88ZM88 241H87V242H88ZM92 241H93V240H92ZM92 241H91V242H92ZM102 241H103V240H102ZM145 241H146V240H145ZM147 241H148V238H147ZM150 241H151V240H150ZM150 241H148V242H150ZM177 241H175V242H177ZM190 241H191V240H190ZM252 241H253V240H252ZM252 241H251V243H252ZM83 242H84V241H83ZM83 242H82V243L78 242V243L83 244ZM87 242H86V243H87ZM115 242H116V241H115ZM158 242H159V241H158ZM158 242L156 241V244H158ZM171 242L173 243V241H171ZM197 242H198V241H197ZM225 242H226V241H225ZM235 242H236V241H235ZM238 242H239V241H238ZM246 242H247V241H246ZM84 243H85V242H84ZM86 243H85V244H86ZM93 243H95V242L93 241ZM136 243L138 244V241H136ZM146 243H147V242H146ZM159 243H160V242H159ZM167 243H168V242H167ZM190 243H192V242H190ZM203 243H204V241H203ZM211 243H212V242H211ZM211 243H210V244H211ZM251 243H250V244H251ZM76 244H77V243H76ZM80 244H79V245H80ZM85 244H83V248L86 247ZM102 244H104V243L102 242ZM139 244H140V243H139ZM139 244H138V245H139ZM141 244H142V243H141ZM164 244H165V243H164ZM170 244H171V243H170ZM207 244H208V243H207ZM215 244H216V243H215ZM215 244H214V245H215ZM221 244H222V243H221ZM247 244H249V243H247ZM61 245H62V244H61ZM69 245H70V243H69ZM74 245H75V244H74ZM84 245H85V246H84ZM93 245H94L95 249L92 247ZM98 245H99V244H98ZM134 245H135V244H133V246H134ZM144 245H145V244L143 243V246H144ZM158 245H159V244H158ZM184 245H185V244H184ZM201 245H202V243H201ZM214 245H213V246H214ZM233 245H234V244H233ZM238 245H239V244H238ZM241 245H242V244H241ZM241 245H240V246H241ZM66 246H67V245H66ZM70 246H72V245H70ZM75 246H76V245H75ZM145 246H146V245H145ZM145 246H144V247H145ZM155 246H156V245H155ZM196 246H197V245H196ZM210 246H211V245H210ZM213 246H211V247H213ZM216 246H217V245H215V247H216ZM220 246H221V245H220ZM230 246H231V245H230ZM235 246H236V245H235ZM235 246H234V248H235ZM76 247H77V248H73L74 251H75V249L77 250L79 246H76ZM88 247H89V248H88ZM88 247H87L88 249H90V247H91L90 253H91V251H92V252H96V250H97L95 244H92V245H90V246H88ZM99 247H100V245L98 246V248H99ZM141 247H142V246H141ZM144 247H143V248H144ZM184 247H187V246H184ZM189 247H190V246H189ZM189 247H188V248H189ZM198 247H199V245H198ZM223 247H224V246H223ZM70 248H71V247H69L68 250H67V249H64L65 251L67 250V252H66L67 254H66V255H68V253H70V251H69ZM80 248H81V247H80ZM110 248H111V247H110ZM131 248H132V247H131ZM135 248H136V247H135ZM177 248H179V247H177ZM202 248H203V247H202ZM232 248H233V247H232ZM236 248H237V246H236ZM243 248H244V247H243ZM243 248H242V249H243ZM245 248H246V247H245ZM84 249H85V248H84ZM84 249H83V251H84ZM93 249H94V251H93ZM132 249H134V248H132ZM132 249H130V250H132ZM139 249H140V248H138V250H139ZM141 249H142V248H141ZM144 249H145V248H144ZM147 249H148V247H147ZM155 249H156V248H155ZM163 249H164V248H163ZM183 249H184V248H183ZM192 249H193V248H192ZM197 249H198V248H197ZM225 249H226V248H225ZM229 249H230V248H229ZM246 249H247V248H246ZM246 249H244V250L246 251ZM50 250H51V249H50ZM54 250H55V249H54ZM54 250H53V251H54ZM70 250H71V249H70ZM80 250H81L82 253L80 252ZM80 250L78 249V251L80 252V254L76 252L78 255L83 254L82 249H80ZM138 250H135V251H137L136 253H138ZM142 250H143V249H142ZM142 250H141V251H142ZM180 250H182V249H180ZM186 250H188V249H186ZM190 250H191V248H190ZM202 250H203V249H202ZM217 250H218V249H217ZM220 250H221V249H220V247H219V252H220ZM226 250H228V249H226ZM236 250H237V249H236ZM247 250H248V249H247ZM53 251H52V252H53ZM97 251H98V250H97ZM100 251H101V250H100ZM125 251H127V250H125ZM125 251H123V252L126 254ZM141 251H140L139 253L141 254V253L143 252L142 255L144 256V252H145V251H144V250H143L142 252H141ZM149 251H150V253H151V250H149ZM152 251H153V250H152ZM160 251H161V249H160ZM177 251H179V250H177ZM184 251H185V250H184ZM195 251H196V250H195ZM224 251H225V250H224ZM234 251H235V250H234ZM240 251H241V253H242V252H245V251H242V250H240ZM240 251H239V252H240ZM36 252H37V251H36ZM43 252H44V250H43ZM49 252H51V251H49ZM49 252H48V254H49ZM72 252H73V250H72ZM72 252H71V253H72ZM87 252H88V251H87ZM98 252H99V251H98ZM121 252H122V251H121ZM211 252H212V251H211ZM211 252H210V254H211ZM231 252H232V251H231ZM248 252H249V250H248ZM38 253H39V252H38ZM74 253H75V252H74ZM84 253H85V252H84ZM124 253H122V254H124ZM131 253H132V252H131ZM136 253H135L134 255H136ZM150 253H149V254L146 253V254L149 256V255H151ZM178 253H179V255H180V252H178ZM194 253H195V252H194ZM206 253H207V252H206ZM221 253H222V252H221ZM226 253H227V252H226ZM226 253H225V254H226ZM246 253H247V252H246ZM249 253H250V252H249ZM249 253H247V254H249ZM51 254H52V253H51ZM55 254H57V251H56ZM72 254H73V253H72ZM98 254H99V253H98ZM98 254H97V256H98ZM125 254H124V255H125ZM127 254L129 255L130 253H127ZM157 254H158V253H157ZM163 254H164V253H163ZM183 254H184V253H183ZM225 254H224V252H223V256H224ZM247 254H246V255H247ZM73 255H74V254H73ZM86 255H87V254H85V256H86ZM92 255H93V253H92ZM92 255H91V256H92ZM124 255H123V256H124ZM128 255H126L125 257H128ZM137 255H138V254H137ZM185 255H186V254H185ZM230 255H231V254H230ZM232 255H236V253H234V254H232ZM250 255H251V253H250ZM36 256H37V255H36ZM95 256H96V255H95ZM116 256H119V255L117 254ZM120 256H122V255L120 254ZM130 256H133V253H132V255H130ZM139 256L141 257V255H139ZM163 256H165V255H163ZM163 256L161 255V256H159V257L161 258V257H163ZM203 256H204V255H203ZM213 256H214V254H213ZM223 256H222V257H223ZM236 256H237V258H238V255H236ZM65 257H66V256H65ZM68 257H69V256H68ZM70 257H72V256H70ZM76 257H77V255H76ZM78 257H80V256H78ZM78 257H77V259H78ZM81 257H82V255H81ZM92 257L94 258V255H93ZM134 257H135V256H134ZM134 257H133V259H134ZM150 257H151V256H150ZM152 257H153V256H152ZM155 257H156V256H155ZM168 257H169V256H168ZM208 257H209V256H208ZM210 257H211V256H210ZM210 257H209V258H210ZM239 257L241 258L240 254H239ZM244 257H245V256L243 255V258H242V259H243V262H244V259H245ZM247 257H248V256H247ZM249 257H250V256H249ZM45 258H46V256L44 257V259H45ZM74 258H75V256H74ZM74 258H72V259H74ZM85 258H86V257H85ZM115 258H116V257H115ZM115 258H114V259H115ZM136 258H137V256H136ZM136 258H135V259H136ZM141 258H142V257H141ZM144 258H145V257H144ZM146 258H147V256H146ZM165 258H167V257H165ZM177 258H178V257H177ZM217 258H218V256H217ZM217 258H216V259H217ZM40 259L42 260V257H41ZM47 259H49V258L47 257ZM66 259L68 260V259H70V258H66ZM72 259H71V260H72ZM86 259H87V258H86ZM86 259L83 260V261L87 262ZM117 259H118V258H117ZM121 259H122V258H121ZM126 259H127V258H126ZM129 259H130V257H129ZM133 259H132V260H133ZM137 259L139 260V258H137ZM137 259H136V260H137ZM191 259H192V258H191ZM214 259H215V258H214ZM233 259H234V258H233ZM248 259H250V258H248ZM248 259H247V261H248ZM41 260H35V261H37V262L40 261L39 263H41V262H42ZM63 260H64V259H63ZM122 260H123V259H122ZM122 260H121V261H122ZM132 260H131V261H132ZM138 260H137V261H138ZM160 260H161V259H160ZM162 260H163V259H162ZM192 260H193V259H192ZM227 260H228V259H227ZM238 260H240V259L238 258ZM64 261H65V260H64ZM76 261H77V260H76ZM93 261H94V260H93ZM115 261H119V259H118V260H114V262H115ZM129 261H130V260H129ZM139 261H140V260H139ZM145 261H146V260H145ZM145 261H143V262H145ZM166 261H167V260L165 259V262H166ZM185 261H186V260H185ZM210 261H211V260H210ZM217 261H218V260H217ZM217 261H216V262H217ZM247 261H246V262H247ZM46 262H48V261H46ZM46 262H43L42 264H44V263H46ZM69 262H70V261H69ZM74 262H75V261H74ZM80 262H81V260L79 261L78 264H80ZM85 262H83V263L85 264ZM88 262H89V261H88ZM123 262H125V261H123ZM140 262H141V261H140ZM150 262H152V261H150ZM150 262H149V264H150ZM155 262H156V261H155ZM161 262H163V261H161ZM165 262H164V263H165ZM168 262L170 263V261H168ZM168 262H167V264H168ZM202 262H203V261H202ZM214 262H215V261H214ZM218 262H219V261H218ZM218 262H217V263H218ZM232 262H233V261H232ZM235 262H237V261H235ZM95 263H96V262H95ZM95 263H94V264H95ZM126 263H128V262L126 261L125 264H126ZM133 263H134V262H133ZM230 263H231V262H230ZM240 263H241V262H240ZM31 264H32V263H31ZM72 264H75V263H72ZM86 264H88V263H86ZM89 264H91V263L89 262ZM119 264H120V262H119ZM122 264H123V263H122ZM139 264H141V263H139ZM143 264H144V263H143ZM146 264H147V262H146ZM198 264H199V263H198ZM204 264H205V263H204ZM219 264H221V263H219ZM235 264H236V263H235ZM238 264H239V262H238Z\"/></svg>", "mask_w": 264, "mask_h": 264}]
</instances>
